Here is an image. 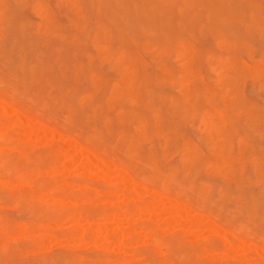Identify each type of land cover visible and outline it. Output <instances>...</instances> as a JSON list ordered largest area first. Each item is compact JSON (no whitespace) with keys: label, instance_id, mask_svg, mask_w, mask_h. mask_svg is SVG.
<instances>
[{"label":"rangeland","instance_id":"1","mask_svg":"<svg viewBox=\"0 0 264 264\" xmlns=\"http://www.w3.org/2000/svg\"><path fill=\"white\" fill-rule=\"evenodd\" d=\"M18 1L21 3H19ZM18 1H17L18 3L16 2L14 4V0H0V14H1L0 15V25H2V23L4 25L9 23L10 22V21L8 22L9 18H10L9 20H11L10 23H12V24H9V26L7 24V29L5 26L2 25L6 29V31L3 32V30H2V32H1V30H0V34L2 36H4L3 33L6 32L5 33L6 35L3 38L4 41H2V36H0L1 37L0 42L1 43L4 42L3 43L4 45L0 43V45L2 46L1 47L2 49L1 48L0 49L3 50V54L2 55L0 54L1 55L0 56V63H1L0 64V68H1L0 69V79H3V81L5 82V83L2 82L3 84L0 85V98H1L0 99V104H1L0 105L1 106L0 107V114H1L0 115V126H3V128H0V132H2V134L0 133V153H1L0 157L1 156L5 157V158L3 157L5 159V162H4L5 164H3L4 160L2 161L1 160L2 158L0 159L1 160V162H0V264H82V263L83 264H154V263L155 264H167V262H169L170 259H172V260H171V262H169V264H236V262H237V264H239L238 259H243V261H242L243 264H260V263H255L253 260H252V262H250L249 259H251V257H252V259L253 258L257 259V256L255 255V253H253L254 248L256 246L264 249V247H262V245L264 246V214H263L264 213V210H263L264 209V206H263L264 202L262 201L263 198L260 199L261 198L260 195H262V197H263L264 194L259 192L261 190V188H262L261 192H264L263 191L264 190V185H263L264 180L261 181V178H264V161H263L264 160V148H262V146L264 145V137L262 138V136H264V112H261V111H264V92H263L264 91V60L259 62V60L257 59V58L262 59L264 57V53H263L264 52V37H262V35L264 36V33H263L264 30L262 29L264 27V25H263V27L261 25V24H264V17H263L264 16V10H263L264 9V0H252V1L248 0V2H250V3L246 2V0L245 1L239 0V2L237 4H236L235 0L233 2H231L232 0H227V1L224 0V4L226 2L225 5H227V7L229 6L228 10L225 8L226 6H224V4L222 5L223 2H221V0L220 1L219 0H214V1L210 0L211 2H214V3H211L209 0H207V1L202 0V2L200 0H198V1L194 0L193 1L196 4L204 2L205 4H203L202 7L205 8L208 6L206 8L207 10L209 7L211 9H213V7L215 6L214 10H212L213 12L215 10L219 11V10H217L219 7H221V10H220L221 12L224 11L225 9H226V11H229L232 6L233 7L235 6L237 8L236 5L241 4L239 7L242 10V15L239 14V12H238V15H241V17H240V19L242 18L241 20H239V18L236 19L237 15H235L234 17H233V14L230 15V13H235L233 11L236 9L233 10V7H232V10L229 11L230 13L226 12L227 14L229 13V15L231 16L229 18V15H228L229 19L228 18L226 19L227 14L225 12H223V14L222 13L218 14V12H216V11L214 12L215 14L217 13L219 15V16L216 15L217 19L220 18V16L222 17V19H219V20H221L220 23L223 22L221 24L219 23L221 26L223 25L222 27L219 25L220 29L217 26L218 24L216 25L218 28V30L216 32H219V30H220L219 33L221 36V34H223V32L225 31L224 33H226V36H225V34H223V36L228 37L227 40H225V37L220 38L219 33H217L218 34V36H217L216 32H214L216 30L215 29L216 27H214V26H212L214 29L212 32L211 24L213 25V24H215V22L217 23L218 20L214 18L215 16L214 17L212 16L213 18L210 17L211 15H215L213 12L210 11L211 9L209 10V12H211V14L209 12L206 14L209 16V19H208V16L206 17L204 14V12L206 13L207 11H205V9H201L202 7L199 8V11L203 10L202 13L199 12L200 14L199 13L197 14V11H196V14H195L194 10H197L195 6H197L198 4L197 5L195 4L193 6L194 3H192V2L190 3V2H188V0H183L185 3L184 5L187 4V6H183L182 5L183 1H181V0H172L171 3L170 2L168 3L169 7H168V4L166 2L167 0H165V4H167V7L165 6V4H163L164 3L163 1H161V3H159V0H155V1L149 0V2H148V0H144V2H143V0H135V3H133L134 0L133 1H131V0H124V1L123 0H110V1L109 0H107V1L106 0H100V1H103V3L101 2V4H100L99 0H87V2H86V0H70V1L67 0V3H65L66 0H59V1L58 0H41V1L37 0V2H39V4H36L37 3L36 0H30V1L29 0H18ZM108 1L110 3H108ZM152 1H154V3H155L154 8H158V10H159V8H161L162 11L161 10H159V11H161L163 15L158 10H156V11L153 10V6L151 4V3H153ZM168 1H170V0H168ZM56 3H58V4H56ZM76 3H78V4H76ZM228 3H230V5H228ZM246 3L250 4V8H251L250 16H249V14H247V13H249L247 11H250L249 10L250 8L248 6H246L247 5ZM254 3H256L257 6H255ZM71 4H75V6L73 5L74 8H77V6H78V8L76 9L77 11L72 7ZM149 4H150V6H149ZM38 5H40V7L42 9L37 10ZM70 5L72 8L70 7ZM99 5H100V8H99ZM111 5L113 6V8ZM177 5L179 6V8ZM216 5L217 6L219 5L217 9H216ZM221 5L223 6V8H225L224 10H222ZM7 6H8V9H7ZM16 6H17V8H16ZM124 6H125V8H124ZM134 6L137 7V10L139 9L138 12L136 11V8H133ZM151 6H152L151 10H153V11L150 10ZM1 7H3V8L1 9ZM57 7H58V9H57ZM192 7H194V8L190 9L188 11V9L192 8ZM256 7H258V10L254 11ZM70 8H71V10H70ZM259 8L262 9L261 12H262L263 16L260 14L261 9H259ZM100 9L104 10V12L102 13L103 17H101L99 14L100 12H102ZM134 9L136 12L135 14L138 13L136 16H135L134 11H133ZM177 9H178V11H177ZM39 10L43 14H41ZM98 10H100V12H98ZM126 10L128 11V13H126L127 12ZM144 10L149 16H147L145 14ZM180 10H181V12H182V10H183V12L186 10L184 12L186 14V16H185V14H182L181 12H179ZM124 11H126L125 13L129 15V17H128L129 20L126 19L128 15H125ZM238 11H240V10L238 9ZM76 12L80 14L79 18H78V14ZM192 12H194L193 15H195L196 19H193L191 17V16H193L191 14ZM255 12L256 13L259 12V14L258 13L256 14ZM2 13H3V16H2ZM178 13H180V14H178ZM254 13H255V15H253ZM37 14H39L38 17H37ZM97 14L102 18V22H104V25H105L104 28L108 29L107 27H109V28L114 29V30H112L113 35H110L111 29H109L108 31L106 29L103 30V27L100 26V25H103L100 22L101 18H99V16L97 18V16H96ZM114 14H116L117 16H115ZM169 14H171V17ZM236 14H237V10H236ZM123 15H124V17H123ZM189 15H191V16H189ZM201 15H203V16H201ZM223 15L225 17H223ZM44 16L45 17L47 16L48 20H45L42 22V20L46 19V18H42ZM107 16H108V18H107ZM184 16L186 18L188 16L187 20ZM248 16H249L250 20H247ZM254 16H257L256 17L257 19L255 18L256 20L254 19ZM2 17L6 18V19H4V22L2 21V23H1ZM39 17H41V18H39ZM67 17H68V19H67ZM82 17L86 18V19H84V21H87V23L86 22L82 23V21H83ZM110 17L115 19V20H113V21H115V23H113V22L111 23L112 19ZM116 17H118L119 19L118 18L116 19ZM180 17L183 18L182 21H181ZM189 17H191V19H193V20H191ZM20 18L22 20H20ZM49 18L50 19L52 18L51 22H50ZM55 18L57 20H54ZM124 18L126 21L124 20ZM148 18H150L151 21H149ZM224 18L228 21V23ZM72 19L73 20L76 19V21H78V23L74 24L76 22H74ZM79 19H81V23H80ZM95 19L97 22V23L95 22L96 24L94 23ZM108 19H109V21H108ZM160 19H161V22L163 21V23L160 22L162 24V29H161V24L157 23V22H159ZM188 19H190V20L188 21ZM206 19L208 20L207 25L210 26V28L209 27L207 28V25L204 22V21H206ZM245 19H246V21H248L247 23L244 21ZM251 19H253L254 22L256 21L255 25L260 23V25L258 27L259 28L261 27L260 28L261 30L259 28L257 30L254 26V23L251 24L252 23ZM63 20H64L65 24L64 23L62 24V28H63L62 31L65 32L66 35L64 36L65 38L63 37L65 40L63 38L62 39L60 38L61 40H64V41H61V40H59V37H62L61 36L62 34L60 35V33H61L60 27H61V23ZM144 20H145V23L147 22L146 23L147 25L143 22ZM183 20L184 21L186 20L187 23H189L191 21V23L187 24L186 22H183ZM198 20H199V22H198ZM211 20L212 21L216 20V21H214V23H213ZM235 20H237L236 22L238 23V25L240 23V25L242 26L241 27L239 25L240 28L235 26L237 28V31H235L236 28L233 29V27H234L233 25L236 24ZM23 21H24V23H23ZM66 21H68V22H66ZM128 21H129V23H128ZM224 21H225V23H224ZM17 22H19V25L21 28H23L24 27L23 25L26 24L25 27L22 29V33L20 31L21 29H18L20 27L17 24ZM20 22H22V23H20ZM44 22L45 23L48 22L49 26L47 23L45 24ZM98 22H100L101 24L98 25L99 24ZM124 22L128 23V24L131 23V25L133 24L134 25L133 28L131 25H130V27L128 25H124L125 24ZM139 22L140 23L142 22L144 25L147 26V28L149 26V28L145 29L144 27H146V26H144L143 24L142 25L144 27H142L141 24L139 26ZM202 22L204 25L202 24ZM210 22H212V23H210ZM229 22H231V26H230ZM40 23L41 24L44 23V25L43 24L41 25ZM232 23H233V25H232ZM21 24H23V25H21ZM82 24H84V25L87 24L85 29H88V30L87 31L84 30V31H86V33L82 29V27H83ZM114 24L115 25L118 24L120 29L118 28V26H116L119 29V30H117V28H115V26H113ZM159 24H160V27H159ZM178 24H180V26L182 28L179 26V29H178ZM226 24L230 27L229 30H230V33L233 34V36L229 33V31L227 29L228 26H226V28L224 27ZM249 24L251 26L253 25L252 27H254V28L250 27ZM45 25H47V26L45 27ZM76 25L79 26V28L75 27ZM152 25H153V27H151ZM155 25H156V28H154ZM185 25H187V26H185ZM188 25H191L190 30H192V28L194 30V32L190 31L191 35L193 34L192 36H194L193 40L191 39L192 36H190V34L187 33L188 32L187 29H185V32H184V30H182L185 27H188ZM99 26L102 28V30L104 32H102V30L101 31L99 30L97 32L98 36L96 34V36L93 37V35H91V34H93L95 31H97L100 28ZM126 26H128L130 29H132L133 32L131 33L130 29L124 31L123 27H126ZM169 26H171V27L169 28V31H167V32H170V34H168V40L167 41H169V38H170V41L164 42L165 46L167 48L166 49V48H163V47H165L163 45V43H161L162 45L159 44L160 40H158V43H157L156 38L158 39L157 33H158V36L159 35L161 36L160 33H166L165 35L167 36V32H165V31L168 30ZM200 26H202L201 27L202 30H201V28L199 29ZM205 26L207 29L205 28ZM14 27H17V28H14ZM58 27L60 29H58ZM97 27H99V28L97 29ZM231 27H232L234 33L232 32ZM245 27L248 28V30H251L253 34L251 33V31L248 32V30L247 31L244 30ZM127 28H125V29H127ZM203 28H205L206 30L204 29L205 30L204 31ZM0 29H1V26H0ZM79 29L81 32L79 31ZM140 29L142 31L146 30V32L144 33V31H143V33H142V31ZM160 29L163 31H161ZM198 29H199V31H198ZM30 30H32V32ZM55 30H57L56 32H58L55 34V35L58 34L57 36L53 35ZM147 30H150V31H147ZM178 30H180V32ZM209 30H210V32H209ZM72 31L73 32L74 31L80 32V34L76 33L80 39L78 37H76V39H75L76 34H75V32L73 33L75 36L73 34H71ZM177 31H178V33H182L181 31H183V35L176 33ZM30 32L32 33L31 34L32 37L29 36L30 34L28 35V33H30ZM106 32L109 34H105ZM124 32H129L128 33L129 35H127V33H124ZM239 32H240V34L243 33L242 34L243 36L240 37L241 39L244 38V36H245V38L249 37V35H247V33L248 34L250 33V35L252 37L251 38L249 37L250 39L248 38L249 39L248 41H250V40L253 41V42L251 41L250 44L254 48H252L251 46L245 47L244 42L246 39H244V40L242 39L244 44L236 42V41H238V39H236V38H239V37H237L236 34H238V36H241L239 34ZM23 33H24V37H23ZM89 33H90V35H89ZM149 33H151L150 34L151 37H149L150 36ZM172 33H176V34H172ZM194 33H196V35ZM200 33L201 34L203 33V34L201 35ZM211 33L216 34L217 38L215 37V39H214L213 36L211 35ZM244 33H245V35H244ZM14 34H16L15 35L16 37L14 36ZM103 34H104V36H103ZM131 34L137 36V39H135L136 37L134 38V36H132ZM72 35H73L75 41L73 40ZM107 35H109V37L107 38L108 41H109V39L111 41L113 39V42L109 41V43L111 42L112 44L111 43L110 44L114 46L113 50H112L111 45L108 46L109 47L108 51L110 52L112 50L110 55H108L109 52L106 51L107 45L109 43L106 42L107 43L106 44L105 42H103L104 38L107 41V39H106ZM130 35L133 37L132 40L130 39L131 38ZM146 35H147V37H149V39L147 37L145 38ZM165 35L163 34L164 38L161 37V41H164V39L166 38ZM175 35H177V37L180 35L182 37L183 41L186 43L182 42V40L180 41V39H181L180 36H179L180 38L178 37L179 39H177ZM259 35L261 36V38ZM66 36H68V37L66 38ZM121 36L127 42L126 41L124 42V40L121 39ZM129 36H130V38H129ZM170 36H172L173 40H174L173 36H175V40L177 39L179 41V43L182 42L181 43L182 47L180 45V48H179V45H177L178 46V49H177V46H176L177 40L176 41L174 40V43H173ZM29 37H31V39L33 38V42L30 43L31 39ZM71 37H72V39H71ZM96 37H98L96 40L98 42V44L100 43L102 46H103V44H105L104 45L105 48L96 44L97 42L94 41L95 40L94 38H96ZM232 37H235L236 40H234V38H232ZM127 38H129V40ZM150 38L152 41L155 40L154 42L156 45H158L157 46L158 49L153 48L156 46L154 44V42H153V45H155V46H152V45L149 46L150 43L148 44V41L151 42ZM196 38L198 41H196V40L194 41V39H196ZM218 38L221 41L222 40L227 41V43H228L229 39L232 38V40H234V42H231V39H230L229 43H230V45H231V43H233V45L238 47L237 53H234V51H236L237 48L236 49H235V47L233 48V45H232V48L235 49L234 51L230 49L231 46L229 47V49H230L229 51L227 49L224 50V48H226V47L223 48L222 45L224 43L221 41L219 42ZM262 38H263V40H261ZM14 39H16V41ZM26 39H28L29 42L26 41ZM48 39H49V41H48ZM92 39H94V40H92ZM138 39L141 40L140 43L138 42ZM145 39H147L146 42L144 41ZM188 39H190L191 41L190 40L187 41ZM241 39L239 41H241ZM80 40L82 41V44H81ZM215 40H217V41H215ZM46 41L49 43L47 44ZM59 41L62 42V44H63L62 48L60 46ZM171 41H172V43H171ZM248 41L246 42V45H249ZM52 42H54V43L52 44ZM91 42L94 44V47L92 44H90ZM122 42H124V43L122 45L118 46V44H121ZM195 42H197V43L195 44ZM29 43H30V45H29ZM41 43H43V45ZM72 43H74V44H72ZM78 43L80 46L78 45ZM133 43H135V44H133ZM183 43L185 46H183ZM227 43H225V46L228 45ZM21 44H22L23 50H21L22 47L20 48ZM186 44H188L187 46H189V45L192 46L191 47L192 50L189 49L190 46L187 48ZM217 44L220 45L223 50L221 48H220L221 50L220 49L218 50L219 46ZM56 45H59L60 47L59 46L57 47ZM138 45H140V46L143 45V46L140 47ZM159 45L161 47H159ZM241 45L243 47H241ZM29 46H32V47L29 48ZM54 46H56L58 49L55 48ZM95 46L100 48L101 51L104 50L103 53L101 51H99L98 48H95ZM121 46H123L121 50L125 49L124 50L125 52H122L123 54L121 53V55H122L121 57L119 55L115 58L116 55L120 54L119 52H121V50L119 49V47L121 48ZM53 47H54V49H53ZM148 47H149V50L151 48H153V50L148 52L149 51ZM208 47L210 49H212V50L209 49L210 52L208 50H206V49H208ZM38 48H39V50H38ZM16 49L20 50V52L16 51ZM40 49L41 50L43 49L44 54H41L42 52L39 53ZM55 49H57V50H55ZM72 49H76V51H75L76 56L74 55V52H73L74 50H72ZM96 49H98L99 53L96 52ZM126 49L128 50V52ZM162 49L163 50L166 49L165 51H167V53L165 55H163L164 51L162 52L161 51ZM187 49H189V51ZM246 49H248V50L254 49V50L248 52V51H246ZM92 50H93V52H92ZM116 50H118V51L116 52ZM130 50H132V51H130ZM185 50L187 52H189L190 54L192 52L197 53L195 56H193L194 60L196 59V61H195L196 64L194 62H192L193 61L192 56L189 53H187ZM22 51L23 52L25 51V53H23V54H25L26 59L24 58ZM65 51H67V52H65ZM145 51H147V53ZM158 51L162 53V54L160 53L163 56V57L160 56L162 59L160 57H158V58L156 57V55H158V53H157ZM198 51H200L204 55L202 56V54ZM215 51L218 52V55L220 56V58H217L218 55H215V56H217L215 58V56H214ZM231 51H233V52H231ZM37 52H38V54H36ZM107 52H108V54H107ZM130 52H132V53H130ZM228 52H231L232 54H236V55H232L231 53H228ZM245 52L248 53V55L250 53L251 58H250V56H248L249 57L248 58L246 56L247 54ZM93 53L94 54L96 53L95 57H94ZM105 53L108 55L107 56L108 58H105L106 57V55H105L104 60H103L102 55ZM154 53L155 54L157 53V54L155 55ZM179 53H181V55H183V56L188 55V54L189 55L185 56V57H181L182 59L179 58L177 61H175L174 60L175 57L177 58V56H181ZM185 53H187V54H185ZM194 53H192V55ZM212 53H213V55H212ZM251 53H253V55ZM16 54H18V56H16ZM126 54H128V55H126ZM129 54L132 57H129ZM205 54H207V58H209V60L207 59L208 60L207 65H206L207 60L205 58L206 57ZM208 54L210 55L209 57H208ZM262 54H263V56H262ZM37 55H38V57H37ZM135 55H137V56H135ZM198 55L202 56V57L199 58ZM224 55L227 56L225 61H223L225 58V57H223ZM228 55L230 57H228ZM21 56L25 60L21 59ZM47 56H49V57H47ZM126 56L128 58H130V60ZM134 56L137 57L135 59V61H134V58H135ZM252 56H254V58H256V60L254 58H252ZM154 57L157 59L160 58V60L157 61V63H154V62H156L155 61L156 59H154ZM196 57L201 60V64L198 62L199 59H197ZM8 58L12 59V60H6ZM38 58L42 59L43 62H42V60H39ZM124 58H126V59H124ZM100 59H102V60H100ZM113 59H115L114 61H116L118 59V62H114ZM137 59L139 60V62ZM202 59L206 61L205 64L203 63L204 61ZM215 59L216 60L218 59L223 64H220L218 60L216 62ZM227 59L231 60V61L233 60L232 62H234L235 65L232 63L231 64L232 66L231 65L229 66L231 61L228 62ZM241 59H242V61H241ZM250 59H252V60H250ZM131 60H133L134 62ZM140 60L142 62H140ZM188 60H189V62H188ZM5 61H7V62L9 61L8 62L9 66L7 65V63ZM79 61H81L82 64H79L80 63ZM178 61H180V65L182 67L180 65H179L180 67L177 65V64H179ZM243 61L244 62L246 61V62L243 63ZM256 61H258L259 63L257 62V64H255ZM3 62L7 65V67L4 66ZM20 62L24 63V65L21 64ZM33 62L34 63L36 62V64L31 65V63H33ZM183 62H185V65L187 64L186 67L192 66L191 69L193 71L195 70V72L191 71L190 68H188L190 71L185 69L186 67H185ZM224 62H225V64H224ZM226 62L228 65L226 64ZM19 63L23 66H21V65L19 66ZM164 63H165L166 67H169L170 69H172L171 70V71H173L172 73H171L170 69L166 70V67L162 66V64H164ZM159 64H161V65H159ZM209 64H211V65H209ZM250 64H251V66H250ZM258 64H259V67H258ZM29 65H30V67H29ZM81 65L83 66L82 71L79 70V67H80V69L82 67ZM204 65H206V66H204ZM215 65H217L216 69H214ZM237 65H239V66L236 67ZM242 65L244 68L242 67ZM260 65H262V66H260ZM31 66H33L35 69V72L33 71V73H31V71L34 69L31 70ZM219 66L223 69L226 68L229 71H227L226 69L225 70L222 69V71H219V69H221ZM234 66L236 67L237 70L234 69L235 68ZM20 67L21 68L23 67V68L20 69ZM56 67H57V69H56ZM162 67H163V70L165 69V71L160 69ZM183 67H185V68H183ZM239 67H240V70L238 69ZM120 68L122 69L123 72L125 71L126 74L129 71V74L126 75L127 78L125 76V72L124 73L122 72V74H120V72L118 70ZM130 69L131 70L133 69V71H131ZM21 70H23V71H21ZM74 70H76V72H78L79 75H77V73H75ZM149 70L153 71V73L151 75H149V77H147L148 79H145L146 76H148V74L147 73L145 74L144 72L148 71V73H150ZM186 70L189 73H186V75H183L184 77L181 76L184 72H186ZM250 70H252V71H250ZM154 71H156V72H154ZM224 71L226 73H228V75L230 77H228ZM130 72L132 73L134 80L131 78L132 76H131ZM166 72L167 73L169 72L171 74L174 73V74H173V76L171 75V78H169L170 76H167L169 73L167 74ZM190 72L194 73V74L192 75V74H190ZM175 73H177L179 75V77H182V78L178 77L177 79H179V80L182 79L183 81L178 82V80H176V76H175L177 74H175ZM234 73H235V75H234ZM247 73H248V75H247ZM52 74L54 76H56V78ZM103 74H104V76H103ZM222 74L226 75L229 79L225 78L226 76H223ZM31 75H33V76H31ZM44 75H46V77ZM89 75H90V77H89ZM121 75L124 78V80L126 78V80H128V81H124V80L119 81L120 79H123L122 77H120ZM128 75H130V76L128 77ZM156 75L161 76V78H160V76H158V79L159 80L161 79L160 82L163 81V83L158 84V81L154 82L155 80H157ZM254 75H256V76H254ZM257 75L260 78H258ZM16 76L18 77V79ZM92 76L94 78L93 84H91V81H93L91 78ZM49 77H50V80H49L50 84L47 83V79H49ZM234 77L238 81L237 83H236V80L234 79ZM9 78H10V80H9ZM45 78H47V79H45ZM96 78H98V79H96ZM130 79H132V80H130ZM164 79H166V81L169 80V81H167L169 83H166V81ZM95 80H97V81H95ZM129 80H130L131 84L129 83ZM144 80L147 82H143ZM173 80L176 81L177 84L178 83H185V84L184 85L182 84V86H181V84L176 85V83L171 82ZM229 80H231V81H229ZM32 81H33V83H32ZM148 81H150V82H148ZM200 81H203V82H201V84H200ZM257 82H259V83H257ZM261 82H263V83H261ZM10 83H13L12 85L14 86L15 89H13L12 86L10 87V85H11ZM94 83H96V84L99 83V84L96 85L97 87H93L95 85ZM144 83H147V84H144ZM154 83L156 85L158 84L159 86L158 85L156 86ZM52 84H53L54 88L51 87ZM120 84H121V86H118ZM27 85H29L31 88ZM125 85H126V87H125ZM129 85H131V86H129ZM145 87H146V89H145ZM148 87H149L150 91L147 92ZM11 88L14 90V93L11 92ZM16 88H18V89H16ZM97 88H98V90H97ZM111 88H112V90H110ZM207 88L209 89L208 94H206L208 91ZM38 89L40 90L39 93L37 92ZM47 89L48 90L50 89V93H49L50 97L48 96L49 94L47 93ZM114 89L119 91V93L123 91V93H120L119 95L117 93L116 95H114L117 92V91L116 92L113 91ZM140 89L142 91L143 90L144 91L142 92ZM187 89H188V91H187ZM232 89H234V90L232 91ZM237 89L241 90V91L238 90V92H240V93H238L236 91ZM16 90H17V93L15 92ZM33 90H35V91H33ZM109 90L113 91L115 93H113V92L109 93L108 92ZM218 90H219V92L217 93ZM61 91L63 92V94ZM156 91L157 92L161 91L160 92L161 94L158 93V95L157 94L154 95V93ZM65 92H66V94H65ZM145 92H147V94ZM152 92H153V94H152ZM196 92L200 95H198ZM211 92L213 93V95ZM214 92H215V94H214ZM83 93L85 94L86 97H89V99L85 100V96L83 95ZM137 93H138V96H137ZM139 93H141L142 95H140ZM10 94L13 96H11ZM34 94H36V95L34 96ZM64 94H65V96H64ZM168 94L169 95L173 94L172 96H174V97L177 96V98L176 99L174 98V100L177 101V99H178V103L180 105H177V102H175L174 100L169 99L167 97V96H169ZM185 94H187L186 96L187 97L189 96V97L188 98L185 97ZM132 95H134V96H132ZM135 95L137 96L138 99L135 97ZM150 95H151V97H150ZM208 95H210V97ZM7 96H9V97H7ZM21 96L23 99L21 98ZM81 96H83L84 99ZM157 96H159L158 98L160 101L158 100ZM190 96H192L194 98L196 97V98L194 99ZM28 97H29V100H28ZM80 97H81V99H80ZM129 97L133 98L134 100L129 99ZM232 97H234V98L232 99ZM37 98H39V99H37ZM45 98H46V101H44ZM185 98L188 99L187 102L185 101L186 100ZM12 99L15 100V102L12 101ZM32 99L37 100V102L34 101V103H36V104H34L32 102ZM62 100H63V102H62ZM76 100H78V101H76ZM84 100L86 101V103H83ZM138 100H140V102ZM154 100H155V103H154ZM194 100L198 101L199 103L194 101ZM208 100L211 103L208 102ZM4 101H5V103H6V101L8 102V104H6V106H5V108H4V105H5ZM101 101H102V103H101ZM134 101H138V102H136V104H134ZM172 101H174L175 103ZM59 102H62V103H59ZM69 102L71 105H74V107L70 106L71 108H73L74 112L71 111L70 109L68 111V106H69L68 103ZM78 102H80V103H78ZM45 103H46V105L50 104L51 107H50V105H49V107L44 105ZM150 103H151V105H150ZM172 103H174V104H172ZM222 103H223V105H222ZM28 104H29V106H28ZM42 104H43V106H42ZM154 104H156V105L153 106ZM182 104L185 105L184 110L186 109L185 107L190 108V110L187 109L189 112L191 111L190 115H188L189 117L187 115H186L187 117L184 115L187 113V111L185 112L182 110L183 109ZM100 105H101V109H100ZM121 105H123V106H121ZM158 105L161 108V110L158 107ZM218 105L224 106L225 110L221 109L223 107L220 108ZM194 106H196V107H194ZM209 106H212V107H209ZM6 107H8V108H6ZM147 107L149 110H147ZM150 107L152 109H150ZM164 107H166V108H164ZM2 108H4V109H2ZM13 108L14 109L18 108V109L14 111ZM43 108H45V109H43ZM158 108H159L160 112L158 111ZM194 108L196 110L198 108V111L199 110L200 111L197 113ZM199 108H203V109L201 110ZM154 109H156V111H158L157 115L153 113L155 111ZM18 110L20 111V113L21 112L24 113L25 116L22 113L19 114V112H17ZM99 110H101L100 113H98ZM104 110H106V111H104ZM119 110L120 111L122 110V111L120 112ZM205 110H207L208 112L207 111L205 112ZM210 110H212V112L215 111L214 114H212L210 112ZM37 111H39V113ZM103 111L106 113H104ZM156 111H155V113H156ZM172 111H174L173 113H175V114L170 113ZM203 111L205 112V114L203 113V116H201ZM189 112H188V114H189ZM258 112H260V115ZM36 113L39 115H37ZM53 113H54V116H53ZM74 113H75V117H73L74 115H72ZM86 113L88 114V116L86 115ZM216 113L217 114L220 113V115H217ZM104 114H105V118H104ZM153 114H154V116H153ZM195 114H197V115H195ZM215 114L217 116H215ZM255 114H256V116H255ZM71 115H72V117H70ZM90 115L91 116L95 115L97 118L95 116H94L95 118L91 117ZM193 115H195V116H193ZM212 115H213V117H212ZM16 116H19V117L17 118ZM21 116L28 118L29 120L32 118L31 119L32 121H30L31 123L29 122L28 124H26L22 118L20 119ZM50 116L51 117L53 116L51 120L48 119ZM152 116L155 118H153ZM173 116H175L176 118ZM178 116H180V117H178ZM181 116L183 118H181ZM184 116H185V118H184ZM204 116L206 118H204ZM61 117L64 118L65 120H66V118H68L71 121L74 119H77V121L76 120L72 121L74 123H72L71 121L70 122H64V123H66V125L64 124V126L65 127L67 126L65 128L64 126L63 127L61 126V124L63 123V120H61L62 119ZM192 117H196V118L194 119ZM201 117H202V119H201ZM260 117H261V119H260ZM146 118H148L147 121H146ZM159 118H160V121H159ZM166 118H169V119L167 120ZM178 118H180V119H178ZM105 119L108 122L110 121L109 124L106 123L107 121H105ZM200 119H201V122H203L204 124L206 121L207 123L205 125H207V126H204L203 124L198 125L200 123ZM17 120H20L21 122L23 121L24 124L23 123L21 124L19 121L17 122ZM54 120H56V121H54ZM66 121H68V120H66ZM111 121H113V122H111ZM117 121L120 123H118ZM155 121H157V122L155 123ZM161 121L164 123H161ZM215 121H216V123L219 121L217 123V125L216 124L214 125L213 122H215ZM230 121H231V123H233L234 126L230 125V124L229 125L233 126V129L234 128L237 129V130L234 129L235 130L234 132H233L232 128L228 129V122H230ZM256 121H258V122H256ZM14 122H16V124ZM140 122L142 125H138V124H140ZM209 122L213 123L212 125H214V126L210 127L211 125L209 124ZM243 122H245V123H243ZM247 122L250 125H248ZM261 122H263V124ZM2 123H3V125H1ZM79 123H80V125H79ZM146 123H149V124H146ZM157 123H159V124H157ZM40 124L49 127V129L46 131L41 130L39 127ZM169 124H172V125H169ZM245 124L248 125V127ZM251 124H253V125H251ZM254 124H255V127H254ZM49 125L51 126V128ZM75 125H76V127H75ZM111 125H112V127H111ZM152 125H154V126H152ZM27 126H29V127L27 128ZM30 126H32V127H30ZM93 126H95V128H93ZM157 126H158V129H160V130H158V129L156 130ZM200 126L203 127V129H200L199 128ZM243 126L248 128V131L250 133L247 131V129H246V131L248 132L249 137H252V138H249L247 136L248 134L245 132V130H244L245 128ZM33 127L35 129H38L39 132L35 133L34 132L35 129L32 131ZM179 127H181V128H179ZM197 127L200 130L199 129L197 130ZM205 127H206V130H205ZM253 127L255 130L256 129L258 130V133L255 131H254L255 134L252 133L253 132L252 130H254ZM19 128L20 129L23 128L26 131L25 132L21 131ZM53 128L56 129L55 130L56 133H54V131H52ZM97 128H99L100 132L97 130ZM208 128H209V130H208ZM250 128H251V130H250ZM3 129H5L6 131ZM28 129H29V131H32V134L28 133V131H27ZM107 129L110 132L107 131ZM138 129L140 130V132H142V130L144 131V129H145L146 131L142 132L145 135L140 134ZM210 129L212 132L210 131ZM92 130H94L95 132L97 131L96 134L101 135V136L94 137L95 136L94 131H92ZM111 130H113V131H111ZM3 131H5V132H3ZM41 131H43V132H41ZM58 131L60 132V135L58 134L59 133ZM45 132H47V133H45ZM49 132H50V134H49ZM75 132H76L77 136L79 135L78 137L75 135ZM101 132H103V134ZM52 133H54V134H52ZM89 133H91L93 136L89 135ZM123 133H124L123 138H122V135L119 137L120 139L122 138V140L119 139L120 141H116V140H118V136L120 134H123ZM130 133L134 134V135L131 134L133 137L135 136L134 140H132L133 138L130 135ZM66 134L69 135L70 138ZM81 134H82V136H81ZM86 134H88L92 140H89L90 138H88V136ZM233 134H236V135H233ZM245 134H246V137H245ZM84 135H86V138L84 137ZM150 135H151V137H150ZM161 135H162V137H161ZM157 136H158V138H157ZM211 136H212V138H211ZM239 136H240V139L238 138ZM241 136H243L244 138L243 137L241 138ZM62 137H65L66 140L65 141L61 140ZM71 137H73V138H71ZM92 137L96 140H94ZM167 137H168V139H167ZM202 137H204V138H202ZM2 138H4V140ZM99 138H102V140L101 139L99 140ZM79 139H81V140H79ZM171 139L173 140V142ZM224 139H226V140H224ZM244 139H246L248 141V143H246V141ZM60 140H61V142L62 141L64 143L66 142L65 143L66 147L65 146L61 147L60 145L59 146L57 145V144L61 143ZM107 140H109V141H107ZM128 140H131V141H128ZM159 140H161L160 141V143H162L161 145L165 146V144H167V147L165 146V149H163L164 152L162 151V148H164V146L161 147L159 145L160 144ZM237 140H239V141L237 142ZM240 140L241 141L243 140L242 141L243 143ZM202 141H203V143H202ZM220 141H221V143L222 142L227 143L226 146L224 145L226 147V149H225V147L223 148L226 151L223 150L222 153L220 150L221 147H219V145H218L220 143L216 144L217 142H220ZM244 141H245V144H248L247 145L248 147L243 145ZM105 142H109V143H105ZM169 143H171V144H169ZM114 144H116L115 145L116 148L113 147ZM129 144L130 145L132 144L134 149H133V147L128 146ZM150 144L151 145L153 144L152 145L153 149H151V146L149 147ZM175 144H177V145H175ZM191 144H192V146H190ZM238 144H240V145H238ZM32 145H34V146H32ZM77 145H79V146H77ZM186 145L190 146V147L185 149V147H187ZM54 146H55V148L58 149V150L56 149L57 151H55ZM127 146L132 148V150L129 149V152L132 151V152L137 153L139 151L138 152L139 156L136 157L134 153H129ZM214 146L215 147L218 146L217 152H215L217 150V148L215 150ZM79 147L87 149L88 151L91 150L93 152L92 154L95 156L94 157L95 159L92 157L93 160H90L92 165L86 164L87 166H84L82 164L84 160L86 161V159H85L86 154L82 151L81 152L79 151L78 152L79 154L76 155L75 150H79L80 149ZM89 147H90V149H89ZM94 147H95V149H94ZM103 147H104V149H103ZM135 147H137V148H135ZM210 147L211 148L213 147L212 151H214V152L209 151ZM259 147H261L263 150L260 149ZM26 148H28V149H26ZM125 148H126V151H125ZM182 148L184 150H187V153L188 154L190 153V154L186 155L187 153H185L184 150H182ZM194 148H195V150H193V151L190 150V149H194ZM102 149L104 150V152ZM135 149L137 151H135ZM51 150H53V152H54L53 154H52ZM165 150H166V153H165ZM111 151H112V154L109 153ZM194 151H197V152H195V154L197 156L194 154ZM106 152H108V154ZM113 152L115 154H117L118 156L116 155V157H115V154ZM162 152H163V154H162ZM181 152H184L183 153L184 157H185V155L187 157V156H190L191 154H193L194 157L196 156V158L193 159V155H192V156H190V157H192V159H190V157H187L188 159L185 160L186 159V157H185V159L180 160L179 159L180 157L184 158L183 154ZM72 153H73V155H72ZM124 153L129 154V155L134 154V156L129 157V155H126ZM149 153L154 155V157L153 158L152 157L147 158V155ZM254 153H256L257 156L254 155ZM215 154H218L219 156L222 157V159L224 158L226 160L221 161L220 158L219 159L214 158ZM251 154H252V156H254L253 159L256 157V160H258L257 161L258 164L261 163L259 165L262 168H260L259 165L258 166L256 165L257 163H256L255 159H254V161H253V159L250 160V157H252ZM74 155H75V157H73ZM110 155L111 156L113 155L112 157H115V158H112ZM155 155L157 156V158L155 157ZM199 155H201V157ZM210 155H212V156L207 158V156H210ZM242 155H243V157H242ZM248 156H249V158H248ZM260 156L262 157L261 160H260ZM108 158L111 161L108 160ZM150 158L153 161L155 159V162L153 163V161ZM204 158L206 159V161ZM118 159L121 160V164H119L120 160H118ZM130 159H131V161H132V159L138 161V162L137 161L134 162V165H133L134 168L133 169H132L133 166L130 167V165H131ZM139 159H140V162H139ZM156 159L158 160V162L156 161ZM198 159H199V161H198ZM99 160L107 163L105 167H102L104 169H100L101 166H99ZM122 160L125 163L124 165L122 163ZM149 160L152 162H150ZM203 160H204V162H203ZM261 161H263V162H261ZM127 162H129V163H127ZM181 162H183V164L188 163V165L185 164V166L187 165L188 168H187V166L185 167ZM193 162H195L196 164H193ZM212 162L215 163V167H212V169H210L211 167L209 168L208 164L212 165ZM253 162H255L256 164H254ZM85 163H87V162H85ZM132 163H133V161H132ZM155 163H157L158 166H156V167L153 166V167L157 168V170L154 169L153 167H151V169L153 168L152 170H154V172H155L153 174V171L147 165L152 166V165H155ZM228 163L233 165L232 169L228 168V167H230L227 165ZM126 164H128V165L130 164L129 165L130 170L128 168V165H126ZM223 164H225L226 167ZM181 165H183L184 167ZM206 165H208V166H206ZM25 166H26V168H25ZM119 166L122 168L121 171H120L121 168H119ZM174 166L177 168L176 169L177 172H175L174 169L171 168V167L175 168ZM251 166L253 168H251ZM255 166H257V168L258 167L259 168L255 169L256 168ZM180 167H182V168H180ZM204 167H206V168L202 169ZM3 168H4V170H3ZM5 168H7V169H5ZM124 168L126 171L124 170ZM169 168H171V169L169 170ZM185 168H187L188 171L191 168V171L187 172L185 170ZM226 168H228V169H226ZM217 169H219V170H217ZM251 169H253V170L255 169L254 170L255 172H253V170L251 171ZM259 169L263 172L260 174V176L258 175V173L260 172ZM155 170L156 171L160 170V173H159V171L156 172ZM208 170H211V171L208 173V172H206ZM214 170L218 174H220L221 176L218 175L217 173H214L215 172ZM19 171H23L25 176L27 175V173H29L27 175V176L30 175L29 176L30 178L28 177L29 180H25L21 176L19 177V173H22ZM119 171L123 172V175L120 174ZM127 171H128V173H127ZM180 171H181V173H180ZM219 171H220V173H219ZM227 171H229V174H231L230 176H232L231 177L232 179H230L229 177H225L226 175H224V173H227ZM233 171H235L234 174H233ZM257 171H259V172H257ZM161 172H163V173L165 172V174L168 175V176L166 175L168 185L163 183L164 189L162 187V180H163L165 174L163 175V173L161 174ZM190 172H192V173H190ZM245 172L248 174H246ZM250 172H251V174H250ZM118 173L120 175H122V177L125 175L124 179H127V181L123 180L125 189L122 188V186L120 187V185H119V184H122V182L119 179ZM142 173H144V174H142ZM150 173H152L153 175L156 174L155 179H154V177H152V179H154V180H152L151 178L149 179L148 176L151 175ZM186 173H187V175H186ZM16 174L18 175V177H16ZM183 174H185V176ZM222 174H223V176H222ZM32 175H34V176H32ZM129 175L131 176V178H129ZM135 175H138V177H136ZM141 175H143V176H141ZM153 175H151V176H153ZM157 175H158V177H161V179L158 178ZM254 175H257V177L259 176V178H260L259 183L256 182L257 179H259V178H257ZM140 176H141V178H140ZM227 176H228V174H227ZM249 176H250V178H249ZM143 177H145L146 179ZM168 177L170 179H172L173 177L176 179L170 180ZM224 177L226 179L229 178V179H227V183L225 182L226 179ZM242 177H244V178H242ZM251 177H252V179H251ZM31 178H32V180H31ZM235 178H237L240 181H237L238 183H236V181L233 180ZM33 179H35V180H33ZM148 179L150 181H152V183L148 182ZM178 179H180V180H178ZM237 179H235V180H237ZM244 179H247L246 181H248V182H246ZM4 180H5V182H4ZM176 180L178 182L180 181L179 185H182L181 186L182 188L178 185V182ZM200 180H201V182H200ZM202 180H203L204 184L202 183ZM252 180H254V182H256V185L254 182H252ZM37 181L44 184L45 187H43V185L40 186L41 184L39 185L38 184L39 182L36 183ZM55 181H57V182L55 183ZM58 181L60 184L57 185ZM118 181H120L121 183L119 182V184H118ZM190 181L192 182V184H190L191 183ZM206 181L210 185H212L211 189L208 188L210 185L207 184L208 187H207V185H205ZM53 182H54V187L52 185ZM62 182L64 183L63 186L65 188L61 185ZM228 182H229V185H228ZM251 182H252V184H251ZM32 183H36V185L39 187H37L36 185H34ZM116 183H117V185H116ZM133 183H135V184L138 183V184H136L139 187L137 190L132 187ZM200 183L203 184V186H202L203 189H204V187H205V189H207V188L209 189V190L207 189L209 191V193H208V191H207V193H205L204 192V191H206L205 189L203 190L204 193L202 191L198 192V190L201 188V185H202ZM224 183H226L227 185ZM50 185H52V186H50ZM149 185L151 187H153L154 189L151 188ZM170 185H172V186H170ZM221 185L222 186L225 185L224 189ZM246 185L248 186L247 188H246ZM252 185H254V186H252ZM46 186H47V188H46ZM59 186L62 188H60ZM116 186H118L117 187L118 189L116 188ZM166 186H168L167 189H166ZM177 186H179V187H177ZM243 186H245V187H243ZM261 186H263V187H261ZM13 187H15V188H13ZM33 187H34V189H33ZM198 187H199V189H198ZM219 187H222L221 191L219 190ZM252 187H254L255 189H257L259 187L260 190L259 189L255 190L253 188L252 189L253 191H252L251 190ZM10 188H13L14 191ZM48 188H50V189H48ZM53 188H54L55 194L52 193V192H54L52 190ZM55 188H57V189H55ZM105 188H107V189H105ZM121 188L123 189L122 192L120 191L122 194L119 192V190ZM15 189L17 191V194H16ZM28 189H30L31 191H34V190L35 191L31 192ZM59 189H60V191H58ZM109 189H110V192H107ZM152 189H153V191L156 190V192L159 191L161 194V196L155 198V201H158V204L160 202V204H159L160 210H159V208H155V210L154 209H142L139 211L137 209H134L133 211L134 212L136 211V212L134 213L133 211H131V213L128 212L129 214L128 213L125 214L126 212L120 213V211L118 210V213L113 212L110 214V216H109L110 219H106L104 217V215L103 216L101 215L106 210H109L110 208L114 207V205L117 206L118 204L123 203L126 200L130 201V202L133 201L132 202L133 204H136V203L138 204V202L140 203V200L138 201V198L136 199V195L140 194V193H141L140 195H143V196L150 195V193L153 192V191L150 192V190H152ZM168 189H170L171 191H167ZM174 189L177 191H179V189H182L178 193H180L181 191L183 193L175 195L176 191L174 192ZM192 189L196 193L192 192ZM25 190H28V191H25ZM73 190H75L76 192ZM84 190H85V193H84ZM105 190H107V191H105ZM143 190H145V191H143ZM186 190H187L186 193H188L187 195L185 194ZM218 190H219V192H218ZM239 190L243 193H240V194L238 193L239 194L238 195L236 193ZM18 191L21 193V195ZM23 191L25 192V195H23L24 194ZM61 191H62V193H61ZM68 191H69V193H68ZM70 191H73V192L71 193ZM92 191H94V192H92ZM129 191H130V193H129ZM135 191H137V193L134 195L133 193H135ZM244 191H245V193H244ZM247 191H250V192L252 191V192L249 193ZM9 192H11V194H9ZM12 192L14 194H12ZM88 192H90V193H88ZM123 192H125V195ZM258 192H259V194H258ZM47 193L50 195H48ZM73 193H74V195H76V197L73 195ZM76 193L77 194L80 193V196L82 193V196L85 199H83L82 196L79 197L78 196L79 194L77 195ZM92 193H93V195H92ZM198 193H200V194H198ZM248 193L251 195L252 199L249 197ZM253 193H255L256 195ZM27 194H29V195L32 194L30 199H28L29 195L27 196ZM164 194L169 195V199H171L170 203H167V199L165 198V196L168 197V195H164ZM189 194L191 195L192 200H190L191 197ZM201 194L202 195L208 194V196L206 195V197H205L207 200L206 199L202 200L203 204L201 202V199L204 197ZM214 194H216V195H214ZM242 194H244L243 196H245V194H246L247 200H246V197H245V199L242 197ZM52 195L54 196V198L60 197L61 198L60 201L58 202L56 200H53V201L49 202V200L47 198L53 197ZM234 195H237L239 197H234ZM240 195H241V198H240ZM12 196H13V198H12ZM21 196H23V197L21 198ZM196 196L201 197V199H200V197H198L199 198L198 202L199 203L201 202L199 205L201 207V209H199V206L196 207V205L198 203L196 200L197 199ZM229 196H230V198H229ZM16 197L17 198L19 197L20 199L19 198L16 199ZM25 197L29 201L25 202V200H27ZM163 197H164V199H162ZM185 198H189V201H193V202L192 203L187 202L188 199L186 200ZM208 198L211 202L208 200ZM238 198H239V200H241L243 198L244 200H246L248 202H246L244 200L237 202ZM11 199H13V200H11ZM14 199H16L17 202ZM124 199H125V201H124ZM165 199H166V201H165ZM253 199L255 201L254 203L256 204V206H258V208L256 206H254L255 204L250 203V202L253 203ZM195 200H196V202H195ZM234 200L238 203L237 206L239 205V207H240V205H241L240 209H237V207L235 206L236 204H234V203H236ZM260 200L262 202H260ZM21 201H23L25 203L23 204V203H21ZM181 202L185 203V204L188 203L189 204L188 206L190 207V209L192 208L190 210V212L188 213V215H190L189 218L190 217L192 219L200 218L201 220H203L204 218L201 216L203 218L202 219L197 214V213H201V214L203 213V216L205 215L204 217H206V220L214 222V223H216V225L219 224L218 225L219 229L220 228L221 229L226 228L227 230L226 229L225 230L230 235L239 239L238 242H236L235 244L230 246L228 248V251H226L222 247V244H223L222 238L218 235V233L220 234V232H218L217 230L214 231L212 229H204V230H202L203 232L199 231V230H198L199 231L198 232L194 225H192V224H184L183 225L180 223V220H178L179 223L178 222L177 223L171 222L170 224H167L168 221L171 219V215H178L180 218L181 217L184 218L185 216L187 217L186 211H185L186 214L184 215V213H181V212H178L177 210H175V208H176L175 205L179 204V206H180ZM229 202H231V203H229ZM241 202L243 204H241ZM245 202H246V204H245ZM257 202H259V203H257ZM212 203L214 204V206ZM217 203L222 204L224 207H221L222 205L220 206ZM247 203L249 204L248 206H247ZM244 204L248 208L245 209L244 208L245 206H242ZM38 205H39V208H38ZM68 205H70V206H68ZM167 205H173L174 207L172 209H170V208H167ZM260 205H262V206H260ZM35 206H36V208H35ZM45 206H46V209H45ZM49 206L57 208L59 211H55V213H53L54 209L49 208ZM71 206L77 207V209L79 211H82V213H74V214L68 215L65 210ZM208 206L212 207V208L210 207L211 210H209ZM229 207H230L229 213L226 214L225 212H227ZM234 207H236V208H234ZM251 207L252 208L254 207L253 210H251ZM218 208L220 209V213H219V211L216 212V209L219 210ZM223 208H224V210L222 211ZM241 208H243V211H244L243 213H242ZM50 209L52 211H50ZM109 211H111V210H109ZM252 211H254V212H252ZM58 212H59V214H56ZM248 212H251V213H248ZM30 213H33V214H30ZM221 213H222V217L220 218ZM240 213H242V215ZM252 213H254V214H252ZM45 214H46V216H44ZM231 214H234L233 216H235L237 214H238V216L239 215L240 216L239 217H232ZM225 215L229 216V217H226ZM249 215H252L254 217V220L252 219V216L249 217ZM256 216H258V217H256ZM218 218H220V219L218 220ZM229 218L231 221L228 220ZM246 218H250V219H248V221L246 222V220H247ZM225 219L230 221V222L228 223ZM30 221L33 223L36 222V225L31 224ZM27 222H28V224L30 223L29 226H28ZM40 222H42V223L40 224ZM37 223H38V225H37ZM42 224H44L46 227L42 226ZM142 224H143V226H142ZM144 224H146V225H144ZM151 224L155 225V227ZM220 225H221V227H220ZM222 227H224V228H222ZM114 229H116L119 232V233H117L118 237H116V236L114 237V235L111 234V232ZM72 230H74V231L80 230L81 232L79 231L78 233H76L75 236L69 237L68 234H66V233L68 231H72ZM88 230L92 231L93 233L90 234L89 236H87L86 238L83 237L82 232L88 231ZM155 230H157V231L155 232ZM182 230H185L184 232L189 236H187ZM156 233H157V237L161 238L160 241H157L158 239L156 240V238H155L156 236L154 235ZM180 234H182V236L187 238L184 241L185 243H183V239H185V238L181 237ZM67 236H68V238H67ZM176 238H177V240H176ZM162 240H163V242H162ZM241 241H242V246H241ZM168 243H169V246L166 245ZM190 245H192V246H190ZM187 246H188V248H187ZM192 249L195 251V253H198V254H194V251ZM185 250H186V252H185ZM190 250H192L193 252L191 253ZM154 252H156V253H154ZM187 252H190V254ZM219 252H221V254ZM72 253L74 256H76L78 258L81 256L78 261H76L77 259L75 260L74 256H72ZM85 255L88 256V258ZM140 255H142V256H140ZM197 255L201 256V258L198 257ZM70 256H72V257H70ZM164 256H166V257H164ZM66 258H68V259H66ZM165 259L167 260V262H165L166 261ZM80 261H81V263H80ZM163 262H165V263H163Z\"/></svg>","mask_w":264,"mask_h":264},{"label":"bare ground","instance_id":"2","mask_svg":"<svg viewBox=\"0 0 264 264\" xmlns=\"http://www.w3.org/2000/svg\"><path fill=\"white\" fill-rule=\"evenodd\" d=\"M17 1H18V0H14V4H15ZM29 1H30V0H29ZM38 1H39V0H38ZM40 1H41V0H40ZM58 1H59V0H58ZM69 1H70V0H69ZM99 1H100V0H99ZM106 1H107V0H106ZM109 1H110V0H109ZM109 1H108V3H110ZM123 1H124V0H123ZM131 1H133V0H131ZM154 1H155V0H154ZM154 1H152L153 3H151V4H152V6H153V10L156 11V10H158V8H154V6H155V5H154V4H155ZM161 1H163V2H164L163 4H165V0H159V3H161ZM181 1H183V0H181ZM193 1H194V0H188V2H190V3H191V2L194 3ZM197 1H198V0H197ZM200 1L202 2V0H200ZM200 1H199V2H200ZM205 1H207V0H205ZM209 1H210V0H209ZM209 1H208V2H209ZM213 1H214V0H213ZM219 1H220V0H219ZM219 1H218V2H219ZM226 1H227V0H226ZM233 1H234V0H232L231 2H233ZM240 1H245V0H240ZM249 1H252V0H249ZM18 2H19V1H18ZM18 2H17V3H18ZM36 2H37V0H36ZM86 2H87V0H86ZM101 2L103 3V1H100V4H101ZM111 2H112V1H111ZM143 2H144V0H143ZM148 2H149V0H148ZM150 2H151V1H150ZM166 2H167V4H168L169 2L171 3L172 0H170V1L167 0ZM208 2H207V3H208ZM210 2H211V1H210ZM221 2H223V3H222V5H223V4H224V0H221ZM235 2H236V4H237V3L239 2V0H238V1L235 0ZM235 2H234V3H235ZM246 2H248V0H246ZM253 2H254V1H253ZM253 2H252V3H253ZM19 3H21V2H19ZM34 3H35V2H34ZM41 3H42V2H41ZM58 3H59V2H58ZM58 3H56V4H58ZM65 3H67V0H66ZM105 3H106V2H105ZM133 3H135V0L133 1ZM175 3H176V2H175ZM175 3H174V4H175ZM182 3H183V4H182L183 6H187V4L184 5V4H185L184 1H183ZM186 3H187V2H186ZM211 3H214V2H211ZM211 3H210V4H211ZM248 3H250V2H248ZM252 3H251V4H252ZM6 4H7V3H6ZM36 4H39V2H37ZM45 4H46V3H45ZM53 4H54V3H53ZM76 4H78V3H76ZM137 4H138V3H137ZM167 4H165L166 7H167ZM174 4H173V5H174ZM195 4H196V3H194L193 6H194ZM197 4H198V3H197ZM197 4H196V5H197ZM200 4H201V5H200ZM203 4H205V3H204V2H203V3H199L197 6H195L196 9H197V10H194L195 14H196V11H197V14H198L199 12L202 13L203 10H202V11H199V8L202 7ZM216 4H217V3H216ZM218 4H219V3H218ZM220 4H221V3H220ZM225 4H226V2H225ZM225 4H224V6H226L225 8L228 10L229 6L227 7V5H225ZM236 4H235V5H236ZM246 4H247V3H246ZM246 4H245V5H246ZM19 5H20V4H19ZM43 5H44V4H43ZM71 5H72V7H73V5L75 6V4H71ZM71 5H70V7H71ZM113 5H114V4H113ZM133 5H134V4H133ZM171 5H172V4H171ZM191 5H192V4H191ZM191 5H190V6H191ZM222 5H221V6H222ZM228 5H230V3H228ZM240 5H241V4L236 5L237 8H236L235 6H234L235 8L232 6V7H233V10H234V9L237 10V14H236V10L233 11V12H235V13H230V12H229V11L232 10V7H231V6H230L231 9H230L229 11H226V9L223 8V6H222V10H224V9H225V10L221 12V11H220V10H221V7H219V8H220V9H219V8H218L219 5H218V6L216 5V9L218 8L217 10H219V11H216V10H215V11L218 12V14H221V13L223 14V12H225V13H226V12H229L230 15L233 14V17H234L235 15H237L236 19L239 18V20H241L242 18L240 19V17H241V15H242V10H241L240 7H239ZM254 5L257 6L256 3H254ZM259 5H260V4H259ZM102 6H103V5H102ZM111 6H112V5H111ZM135 6H136V5H135ZM135 6H134L133 8H136V11L138 12L139 9L137 10V7H135ZM149 6H150V4H149ZM152 6L150 7V10H151ZM177 6H178V5H177ZM177 6H176V7H177ZM204 6H205V5H204ZM211 6H212V5H211ZM246 6H248V7L250 8V4H247ZM38 7H39V8H38ZM38 7H37V10H38V9H42V8L40 7V5H38ZM58 7H59V6H58ZM58 7H57V9H58ZM60 7H61V6H60ZM72 7H71V8H72ZM168 7H169V4H168ZM173 7H174V6H173ZM197 7H198V8H197ZM207 7H208V6H207ZM207 7H205V8L202 7V8H201V9H205V11H207L206 13L204 12V14H205L206 17L208 16V15H206V14H207V13L209 12V10L211 9V8L209 7L208 10H207V9H206ZM212 7H213V6H212ZM248 7H247V8H248ZM2 8H3V7H1V9H2ZM16 8H17V6H16ZM44 8H45V7H44ZM71 8H70V10H71ZM73 8H74V7H73ZM77 8H78V6H77ZM77 8H74V9L76 10ZM97 8H98V7H97ZM99 8H100V5H99ZM112 8H113V6H112ZM124 8H125V6H124ZM138 8H139V7H138ZM148 8H149V7H148ZM162 8H163V7H162ZM170 8H171V7H170ZM178 8H179V6H178ZM193 8H194V7L189 8L188 11H189L190 9H193ZM214 8H215V6H214L213 9H211L210 11L213 12L212 10H214ZM7 9H8V6H7ZM62 9H63V8H62ZM167 9H168V8H167ZM172 9H173V8H172ZM201 9H200V10H201ZM238 9H239L240 11H238ZM252 9H253V8H252ZM259 9H261V8H259ZM100 10H101L102 12H100ZM100 10H98V12H100V13H99L100 16L103 17L102 13L104 12V10H102V9H100ZM148 10H149V9H148ZM153 10H151V11H153ZM159 10H161V8H159ZM159 10H158V11H159ZM168 10H169V9H168ZM170 10H171V9H170ZM249 10H250V11H247V12H249V13H247V14H249V16H250L251 8H250ZM257 10H258V7H256L254 11H257ZM263 10H264V9H263ZM39 11H40V10H39ZM46 11H47V10H46ZM46 11H45V12H46ZM50 11H51V10H50ZM76 11H77V10H76ZM94 11H95V10H94ZM126 11H127V10H126ZM126 11H124V13H125ZM133 11H134V14H135V13H136V12H135V9H134ZM146 11H147V10H146ZM151 11H150V12H151ZM161 11H162V10H161ZM161 11H159V12L162 14ZM163 11H164V10H163ZM173 11H174V10H173ZM177 11H178V9H177ZM185 11H186V10H185ZM185 11H184V12H185ZM188 11H187V12H188ZM191 11H192V10H191ZM191 11H190V12H191ZM215 11H214V12H215ZM261 11H262V9L260 10V14L263 16V14H262ZM7 12H8V11H7ZM64 12H65V11H64ZM64 12H63V13H64ZM73 12H74V11H73ZM144 12H145V10H144ZM179 12H181V10H180ZM184 12H183V10H182L181 13H182V14H185ZM194 12H192L191 14L193 15ZM211 12H209V13L211 14ZM214 12H213V13H214ZM238 12H239V14H241V15H238ZM240 12H241V13H240ZM40 13H41V11H40ZM63 13H62V14H63ZM65 13H66V12H65ZM74 13H75V12H74ZM76 13H77V12H76ZM96 13H97V12H96ZM105 13H106V12H105ZM121 13H122V12H121ZM126 13H128V11H127ZM126 13H125V15H128V14H126ZM213 13H212V14H213ZM225 13H224V14H225ZM229 13H228V14L226 13V14H227L226 19L228 18ZM255 13H256V12H255ZM255 13H254L253 15H255ZM257 13L259 14V12H257ZM257 13H256V14H257ZM35 14H36V13H35ZM41 14H43V13H41ZM60 14H61V13H60ZM77 14H78V18H79V17H80V14H79V13H77ZM137 14H138V13H137ZM137 14H135V16H136ZM145 14H146L147 16H149L146 12H145ZM145 14H144V15H145ZM171 14H172V13H171ZM171 14H169L170 17H171ZM178 14H180V13H178ZM182 14H181V15H182ZM188 14H189V13H188ZM199 14H200V13H199ZM214 14H215V13H214ZM218 14L216 13L215 15H211L210 17L213 18V17L215 16L214 18L217 19V16H216V15H218ZM0 15H1V14H0ZM54 15H55V14H54ZM114 15L117 16L116 14H114ZM114 15H113V16H114ZM146 15H145V16H146ZM162 15H163V14H162ZM230 15H229V18L231 17ZM2 16H3V13H2ZM38 16H39V14H37V17H38ZM40 16H41V15H40ZM61 16H62V15H61ZM65 16H66V15H65ZM71 16H72V15H71ZM96 16H97V18H98L99 15L97 14ZM100 16H99V18H101ZM185 16H186V14H185ZM185 16H184V17H185ZM189 16H191V15H189ZM193 16H194V17H193ZM193 16H191V17H192L193 19H196V18H195V15H193ZM196 16H197V15H196ZM199 16H200V15H199ZM201 16H203V15H201ZM212 16H213V17H212ZM218 16H219V15H218ZM243 16H244V15H243ZM243 16H242V17H243ZM249 16H248V19H247V20H250V19H249ZM4 17H5V16H4ZM4 17L1 18V23H2V21L4 22V19H6V18H4ZM50 17H51V16H50ZM123 17H124V15H123ZM128 17H129V15L127 16L126 19H128ZM191 17H189V18L191 19ZM206 17H205V18H206ZM223 17H225V16L223 15ZM233 17H232V18H233ZM251 17H252V16H251ZM256 17H257V16H254V19H255ZM263 17H264V16H263ZM12 18H13V17H12ZM39 18H41V17H39ZM42 18H46V19L42 20V22L45 21V20H48V17H47V16H46V17L44 16V17H42ZM72 18H73V17H72ZM107 18H108V16H107ZM110 18H111V17H110ZM110 18H109V19H110ZM117 18H118V17H116V19H117ZM134 18H135V17H134ZM145 18H146V17H145ZM180 18H181V17H180ZM185 18H186V17H185ZM187 18H188V16H187ZM187 18H186V20H187ZM211 18H210V19H211ZM229 18H228V19H229ZM2 19H3V20H2ZM9 19H10V18H9ZM9 19H8V22H9V21L11 22V20H9ZM49 19H50V18H49ZM67 19H68V17H67ZM82 19H83L82 23H85V22L87 23V21H84V19H86V18L82 17ZM104 19H105V18H104ZM109 19H108V21H109ZM111 19H112V20H111V23H112V22L115 23V21H113V20H115V19H113V18H111ZM118 19H119V18H118ZM148 19H149V21H151L150 18H148ZM182 19H183V18H181V21H182ZM190 19H188V21H189ZM193 19H191V20H193ZM199 19H200V18H199ZM201 19H202V18H201ZM208 19H209V16H208ZM219 19H222V17L220 16V18L217 19V20H218L217 23L215 22V24H213V25L211 24V27H212V26L216 27V28H215L216 30H215L214 32H216V31L218 30V28H219V25H220L221 23H223V22L220 23L221 20H219ZM224 19H225V18H224ZM226 19H225V20H226ZM243 19H244V18H243ZM256 19H257V18H256ZM256 19H255V20H256ZM12 20H13V19H12ZM18 20H19V19H18ZM20 20H22V19L20 18ZM20 20H19V21H20ZM51 20H52V18L50 19V22H51ZM54 20H57V19L55 18ZM72 20H73V19H72ZM79 20H80V23H81V19H79ZM124 20H125V18H124ZM128 20H129V19H128ZM179 20H180V19H179ZM186 20H185V21L183 20V22H186V23H187ZM13 21H14V20H13ZM73 21L76 22V23H74V24H77V23H78V21H76V19L73 20ZM97 21H98V20H97ZM125 21H126V20H125ZM147 21H148V20H147ZM181 21H180V22H181ZM207 21H208L207 19H206V21H204L206 25L208 24ZM211 21H212V20H211ZM214 21H216V20H213L212 22L214 23ZM222 21H223V20H222ZM226 21H227V20H226ZM236 21H237V20H235V23H236V24L233 25V23H232V25L234 26V27L232 26L233 29H235L236 27L240 28V26H241L240 23H239V25H240V26H239L238 23H237ZM242 21H243V20H242ZM244 21H245L246 23L248 22V21H246V19H245ZM10 22H9V23L6 22V23L8 24V26H9V24H12V23H10ZM60 22H61V21H60ZM66 22H68V21H66ZM70 22H71V21H70ZM95 22H96V19H95L94 23H95ZM100 22H101L103 25H100V24H101ZM100 22H98V23H99L98 25L102 26V27H103V30L106 29V28H104L105 25H104V22H102V18H101V21H100ZM118 22H119V21H118ZM143 22L145 23V20H144ZM160 22H161V19H160L159 22H157V23H160ZM198 22H199V20H198ZM212 22H210V23H212ZM239 22H240V21H239ZM251 22H252V23H251ZM251 22H250L251 24L254 23L255 28L258 30V28H259L258 26L260 25V23H259V24H256V25H257V26H256V25H255V22H256V21L254 22V20L251 19ZM6 23H5V24H6ZM20 23H22V22H20ZM23 23H24V21H23ZM44 23H45V22H44ZM44 23H42V24L44 25ZM46 23L48 24V22H46ZM46 23H45V24H46ZM63 23H64V20H63L62 23H61V27H60V28H61V33H60V35L62 34V35H61L62 37H59V40H61V39L66 35V33L62 31V29H63V28H62V24H63ZM96 23H97V22H96ZM96 23H95V24H96ZM124 23H125V22H124ZM128 23H129V21H128ZM128 23H125L124 25H128V26L130 27L131 23H130V24H128ZM146 23H147V22H146ZM146 23H145V24H146ZM148 23H149V22H148ZM161 23H163V21H162ZM161 23H160V24H161ZM178 23H179V22H178ZM190 23H191V21H190L189 23H187V24H190ZM219 23H220V24H219ZM224 23H225V21H224ZM227 23H228V21H227ZM229 23H230V26H231V22H229ZM262 23H263V22H262ZM7 24L4 25V24L2 23V25L5 26L6 29H7ZM17 24L19 25V22H17ZM40 24H41V23H40ZM42 24H41V25H42ZM64 24H65V23H64ZM140 24H141L142 27H144V26L147 25V24L144 25L142 22H141V23L139 22V26H140ZM142 24H143L144 26H143ZM149 24H150V23H149ZM160 24H159V27H160ZM180 24H181V23H180ZM180 24H178V29H179ZM182 24H183V23H182ZM184 24H185V23H184ZM202 24H203V22H202ZM202 24H201V25H202ZM217 24H218V25H217ZM2 25H0V26H1V29H0V30H1V32H2V30H3V32H4V31H6V29H5ZM21 25H23V24H21ZM25 25H26V24H24L23 26L25 27ZM86 25H87V24H86ZM86 25L82 24V26L84 27V28H83V27L81 26L82 29H83V31H84V30H86V31L88 30V29H85ZM119 25H120V24H119ZM124 25H123V26H124ZM153 25H154V24H153ZM153 25H152L151 27H153ZM203 25H204V24H203ZM216 25L218 26V28H217ZM247 25H248V24H247ZM249 25H250V24H249ZM261 25H262V27H263L264 24H261ZM23 26H22V27H23ZM39 26H40V25H39ZM46 26H47V25H45V27H46ZM48 26H49V24H48ZM70 26H71V25H70ZM96 26H97V25H96ZM100 26H99V27H100ZM113 26H115V28H117L116 26H118V24H116V25L114 24ZM128 26L123 27L124 31L130 29ZM131 26H132V28H133L134 25L132 24ZM185 26H187V25H185ZM193 26H194V25H193ZM220 26H221V25H220ZM222 26H223V25H222ZM222 26H221V27H222ZM226 26H228V25L226 24L224 27L226 28ZM235 26H236V27H235ZM252 26H253V25H252ZM252 26L250 25V27H252ZM2 27H3L4 29H3ZM19 27H20V25H19ZM24 27H23V28H24ZM28 27H29V26H28ZM75 27L79 28V26H77V25H76ZM93 27H94V26H93ZM99 27H97V29H98ZM106 27H107V26H106ZM127 27H128V28H127ZM170 27H171V26L168 27V30H166V29L163 27V28L166 30V31H165V30H164V31H165V32L169 31V28H170ZM180 27H181V26H180ZM201 27H202V26H200L199 29H200ZM208 27L210 28V26L207 25V28H208ZM232 27H231V29H232ZM241 27H242V26H241ZM243 27H244V26H243ZM250 27H249V28H250ZM14 28H17V27H14ZM23 28H21V27L18 28V29H21V30H20L21 33H22V29H23ZM60 28L58 27V29H60ZM107 28H108V29H106L107 31H108L109 29H111V32H110V31H109V32H110V35H113V34H112V33H113L112 30H114V29L109 28V27H107ZM118 28H119V26H118ZM118 28H117V30L120 29V28H119V29H118ZM125 28H127V29H125ZM144 28H145V29H148L149 26H148V28H147V26L144 27ZM154 28H156V25H155ZM173 28H174V27H173ZM181 28H182V27H181ZM190 28H191V25H188V27H185V28L182 29V30H184V32H185V29H187L188 32H187V31H186V32L189 33L190 36H192L193 34L191 35L190 31H191V32H194V30H193V28H192V30H190ZM205 28H206V26H205ZM205 28H203V30H204ZM207 28H206V29H207ZM229 28H230V27L228 26L227 29H228V31H229V33H230ZM252 28H254V27H252ZM260 28H261V27H260ZM260 28H259V29H260ZM121 29H122V28H121ZM123 29H122V30H123ZM161 29H162V24H161ZM161 29H160V30H161ZM188 29H189V30H188ZM199 29H198V31H199ZM206 29H205V30H206ZM211 29H212V32H213V30H214L213 27H212ZM219 29H220V28H219ZM233 29H232V32H233ZM262 29L264 30V27H263ZM16 30H17V29H16ZM47 30H48V29H47ZM99 30L101 31L102 28L100 27L97 31H95V32H94L93 34H91V35H93V37H95L96 34H97V32H98ZM103 30H102V32H104ZM130 30H131V33H132V32H133L132 29H130ZM130 30H129V31H130ZM140 30H141V29H140ZM174 30H175V29H174ZM201 30H202V28H201ZM205 30H204V31H205ZM223 30H224V29H223ZM244 30L247 31L248 28L245 27ZM260 30H261V29H260ZM263 30H262V31H263ZM30 31L32 32V30H30ZM33 31H34V30H33ZM56 31H57V30L54 31V34H53V35H55L56 33H58V32H56ZM79 31H80V29H79ZM86 31H84V32L86 33ZM141 31H142V30H141ZM143 31H144V30H143ZM143 31H142V33H143ZM147 31H150V30H147ZM161 31H163V30H161ZM178 31L180 32V30H178ZM178 31H177L176 33H178ZM235 31H237V28L235 29ZM250 31H251V30H248V32H250ZM14 32H15V31H14ZM31 32L28 33V35L30 34L29 36H31V34H32ZM74 32H75V31H74ZM74 32L72 31V33H71V32H70V33L73 34ZM80 32H81V31H80ZM80 32H77V31H76L75 34H76V33H77V34H78V33L80 34ZM91 32H92V31H91ZM120 32H121V31H120ZM145 32H146V30L144 31V33H145ZM181 32H182V33H178V34H180V35L182 34V35H183V31H181ZM196 32H197V31H196ZM209 32H210V30H209ZM219 32H220V30H219ZM219 32H216V34L219 33ZM224 32H225V31H224ZM224 32H223V34H225V36H226V33H224ZM5 33H6V32H5ZM5 33H3L4 36L6 35ZM15 33H16V32H15ZM21 33H20V34H21ZM34 33H35V32H34ZM64 33H65V34H64ZM124 33H127V35H129V34H128L129 32H124ZM176 33H172V34H176ZM187 33H186V34H187ZM197 33H198V32H197ZM233 33H234V32H233ZM236 33H237V32H236ZM246 33H247V32H246ZM251 33H252V31H251ZM263 33H264V32H263ZM63 34H64V35H63ZM77 34H76V36L73 34V35L75 36V39H76V37H78ZM105 34H109V33L106 32ZM150 34H151V33H149V35H150ZM160 34H161V36H160V35L158 36V33H157V37H158V39L156 38L157 43H158V40H160V41H159V44L163 43V45L165 46V43H164V42H169V41H170V38H169V41H167V40H168V34H170V32H167V36L165 35L166 33H160ZM163 34L165 35L166 38L164 39V41H161V37L164 38ZM172 34H171V35H172ZM178 34H177V35H178ZM189 34H188V35H189ZM194 34L196 35V33H194ZM200 34H201V33H200ZM202 34H203V33H202ZM202 34H201V35H202ZM216 34L211 33V35L213 36L214 39H215V37H216ZM223 34H221V36H220V33H219V37H220V38H221V37L224 38L225 36H223ZM230 34H231V33H230ZM239 34H240V32H239ZM242 34H243V33H242ZM242 34H240L241 36H238V34H236L237 37H239V38H236V39H238V41L241 39L240 37L243 36ZM252 34H253V33H252ZM15 35H16V34H14V36H15ZM21 35H22V34H21ZM34 35H35V34H34ZM53 35H52V36H53ZM57 35H58V34H57ZM57 35H55V36H57ZM73 35H72V37H73ZM81 35H82V34H81ZM84 35H85V34H84ZM89 35H90V33H89ZM131 35L134 36V38L136 37L135 39H137V36H135V35H133V34H131ZM131 35H130V36H131ZM177 35H175V36H176L177 39H179L181 36L179 35L180 37L178 36V37H179V38H178ZM198 35H199V34H198ZM214 35H215V36H214ZM228 35H229V34H228ZM231 35L233 36V34H231ZM244 35H245V33H244ZM247 35H249L250 38L252 37V36L250 35V33H249V34L247 33ZM260 35H261V34H260ZM260 35H259V36H260ZM0 36H2V35L0 34ZM4 36H2V41H4V39H3ZM14 36H13V37H14ZM85 36H86V35H85ZM97 36H98V34H97ZM103 36H104V34H103ZM130 36H129V38H130ZM132 36H131V38H130L131 40L133 39ZM139 36H140V35H139ZM175 36H173V37H174V40H175ZM185 36H186V35H185ZM190 36H189V37H190ZM199 36H200V35H199ZM217 36H218V34H217ZM15 37H16V36H15ZM15 37H14V38H15ZM23 37H24V33H23ZM31 37H32V36H31ZM31 37H29V38L31 39ZM67 37H68V36H66V38H67ZM72 37H71V39H72ZM87 37H88V36H87ZM108 37H109V35L106 36V39H107ZM125 37H126V36H125ZM146 37H147V35L145 36V38H146ZM149 37H151V35H150ZM149 37H147V38L149 39ZM170 37H171V39H172V36H170ZM196 37H197V36H196ZM246 37H247V36H246ZM249 37L245 38V36H244V38H242V39H243V40L246 39V40L248 41V40L250 39ZM254 37H255V36H254ZM262 37H264V36L262 35ZM0 38H1V37H0ZM60 38H61V39H60ZM64 38H65V37H64ZM64 38H63V39H64ZM78 38H79V37H78ZM97 38H98V37L94 38L95 40H94V39H92V40L96 41ZM110 38H111V37H110ZM129 38H127V39L129 40ZM143 38H144V37H143ZM159 38H160V39H159ZM190 38H191V37H190ZM193 38H194V36H192L191 39L193 40ZM216 38H217V37H216ZM232 38H234V40H236L235 37H232ZM232 38H230V39H231V42H234V40H232ZM248 38H249V39H248ZM260 38H261V36H260ZM12 39H13V38H12ZM16 39H17V38H16ZM16 39H14V40L16 41ZM79 39H80V38H79ZM82 39H83V38H82ZM121 39H123L122 36H121ZM141 39H142V38H141ZM177 39H176V40H177ZM218 39H219V38H218ZM227 39H228V37H225V40H227ZM230 39H229L228 43H227V41H225V40H222V41H221V40L219 39L218 41H219V42L221 41V42L224 43V44L222 45L223 48L226 47V48H224V50L227 49V50L229 51V50L231 49V50L234 51V50L237 48L236 51H234V53H237L238 47H236L235 45H233V43H231V45H230V43H229V42H230ZM242 39H241V41H239V42L236 41V42H237V43H243V40H242ZM64 40H65V39H64ZM64 40H61V41H64ZM69 40H70V39H69ZM73 40H74V37H73ZM104 40H105V38L103 39V42H105V43H106V42L109 43V41H111L110 39H109V41H108V39H107V41H106V40L104 41ZM123 40H124V42L126 41L125 39H123ZM131 40H130V41H131ZM142 40H143V39H142ZM146 40H147V39H145L144 41L146 42ZM150 40H151V38H150ZM174 40L172 39L173 43H174ZM176 40H175V41H176ZM181 40H182V42H184L183 39H182V37H181L180 41H181ZM189 40H190V39H188L187 41H189ZM195 40L198 41L197 38L194 39V41H195ZM246 40H245V42H244V43H245V47H247V46H251L252 48H254V47L250 44L252 40L248 41L249 45H246V42H247ZM261 40H263V38H262ZM26 41L29 42L28 39H26ZM43 41H44V40H43ZM48 41H49V39H48ZM74 41H75V40H74ZM78 41H79V40H78ZM80 41H81V40H80ZM121 41H122V40H121ZM154 41H155V40H154ZM154 41L151 40L152 43L148 41V44L150 43L149 46H151V45H152V46H155L156 44H155ZM172 41H171V43H172ZM190 41H191V40H190ZM215 41H217V40H215ZM224 41H225V42H224ZM259 41H260V40H259ZM31 42H33V38L30 40V43H31ZM41 42H42V41H41ZM46 42H47V41H46ZM59 42H60V41H59ZM66 42H67V41H66ZM92 42H93V41H92ZM92 42H91L90 44H92L93 47H94V44H93ZM96 42H97V41H96ZM111 42H113V39H112ZM111 42H110V43H111ZM124 42H122L121 44H118V46H119V45H122ZM126 42H127V41H126ZM138 42L140 43L141 40L138 39ZM142 42H143V41H142ZM153 42H154L155 45H153ZM176 42H177V43H176V46L179 45V48H180V45H181L182 42L179 43L178 40H177ZM252 42H253V41H252ZM0 43H1V42H0ZM3 43H4V42H3ZM3 43H1V44H3ZM30 43H29V45H30ZM44 43H45V42H44ZM48 43H49V42H47V44H48ZM53 43H54V42H52V44H53ZM56 43H57V42H56ZM76 43H77V42H76ZM76 43H75V44H76ZM79 43H80V42H79ZM79 43H78V45H79ZM94 43H95V42H94ZM110 43L107 45V48H106L107 50H106V51H108V48H109L108 46L112 44V43H111V44H110ZM184 43H186V42H184ZM184 43H183V46H185ZM193 43H194V42H193ZM196 43H197V42H195V44H196ZM217 43H218V42H217ZM225 43H227L229 46H228V45L225 46ZM244 43H243V44H244ZM262 43H263V42H262ZM41 44L43 45V43H41ZM57 44H58V43H57ZM72 44H74V43H72ZM81 44H82V41H81ZM96 44H98V42H97ZM106 44H107V43H106ZM126 44H127V43H126ZM126 44H125V45H126ZM133 44H135V43H133ZM142 44H143V43H142ZM3 45H4V44H3ZM27 45H28V44H27ZM54 45H55V44H54ZM98 45L102 46L100 43H99ZM104 45H105V44H103L102 47H104ZM128 45H129V44H128ZM130 45H131V44H130ZM161 45H162V44H161ZM187 45H188V44H186V46H187ZM217 45H218V44H217ZM232 45H233V48L235 47V49L232 48ZM52 46H53V45H52ZM56 46L58 47L59 45H56ZM56 46H54V47L57 48ZM60 46H61V48L63 47L62 42H60ZM60 46H59V47H60ZM79 46H80V45H79ZM111 46H112V50H113L114 46H113V45H111ZM118 46H117V47H118ZM138 46H140V45H138ZM142 46H143V45H141L140 47H142ZM157 46H158V45H156V46L153 47V48L155 49V48H157ZM189 46H190V45H189ZM189 46H187V48H188ZM218 46H219L218 50H219L220 48L222 49V47H221L220 45H218ZM218 46H217V47H218ZM230 46H231V48L229 49ZM1 47H2V46L0 45V48H1ZM21 47H22V44L20 45V48H21ZM31 47H32V46H29V48H31ZM34 47H35V46H34ZM54 47H53V49H54ZM93 47H92V48H93ZM122 47H123V46H121V48L119 47V49L121 50ZM159 47H161V46L159 45ZM162 47H163V46H162ZM181 47H182V45H181ZM191 47H192V46L189 47L190 50H192ZM241 47H243V46L241 45ZM95 48H98V47L95 46ZM104 48H105V47H104ZM104 48H103V49H104ZM153 48H151V49L149 50V47H148V50H149L148 52L152 51ZM163 48H166V46L163 47ZM183 48H184V47H183ZM185 48H186V47H185ZM206 48H207V47H206ZM249 48H250V47H249ZM255 48H256V47H255ZM1 49H2V48H1ZM1 49H0V52H1L0 54L2 55V54H3V50H1ZM57 49H58V48H57ZM57 49H55V50H57ZM98 49H99V51H101L100 48H98ZM98 49H96V52H97V53H99V52H98ZM110 49H111V48H110ZM110 49H109V50H110ZM123 49H124V48H123ZM145 49H146V48H145ZM157 49H158V48H157ZM160 49H161V48H160ZM166 49H167V48H166ZM166 49H164V50L162 49V50H161L162 52L164 51V52H163V53H164L163 55H165V54L167 53V51H165ZM177 49H178V46H177ZM189 49H187V50L189 51ZM209 49H210V48L208 47V49H206V50L209 51ZM221 49H220V50H221ZM21 50H23V47H22ZM24 50H25V49H24ZM38 50H39V48H38ZM72 50H74L73 52H74V55L76 56V54H75L76 49H72ZM90 50H91V49H90ZM112 50H111V51H112ZM124 50H125V49H124ZM124 50H121V52H119L120 54L116 55L115 58H116L117 56H119V55H120V57H121V56H122L121 53H122V52H125ZM126 50H127V49H126ZM143 50H144V49H143ZM143 50H142V51H143ZM204 50H205V49H204ZM210 50H212V49H210ZM222 50H223V49H222ZM244 50H245V49H244ZM253 50H254V49H253ZM253 50H252V49H250V50L246 49V51H248V52H249V51H253ZM256 50H257V49H256ZM16 51H19V52H20V50H18V49H16ZM103 51H104V50H103ZM103 51H101V52L103 53ZM111 51H110V52L108 51L109 54H108V52H107V54L110 55ZM117 51H118V50H116V52H117ZM130 51H132V50H130ZM185 51H186V50H185ZM233 51H231V52H233ZM19 52H18V53H19ZM41 52H42V53H41ZM65 52H67V51H65ZM92 52H93V50H92ZM127 52H128V50H127ZM127 52H126V53H127ZM145 52L147 53V51H145ZM186 52H187V51H186ZM190 52H191V51H190ZM198 52H200V51H198ZM209 52H210V51H209ZM211 52H212V51H211ZM231 52H228V53H231ZM16 53H17V52H16ZM23 53H25V51H24V52L22 51V54H23ZM39 53L44 54V53H43V49H42V50L40 49ZM56 53H57V52H56ZM56 53H55V54H56ZM130 53H132V52H130ZM139 53H140V52H139ZM157 53H158V55H156ZM157 53H156V54L154 53V54L156 55L157 58L160 57V56L163 57V56L161 55V54H162L161 52L158 51ZM160 53H161V54H160ZM187 53H189V52H187ZM187 53H185V54H187ZM192 53H194V52H192ZM192 53H191V54L189 53V54H190V55L192 56V58H193V61H192V62L195 63L196 59L194 60V57H193V56H195L197 53L195 52L193 55H192ZM200 53H201V52H200ZM245 53H246V52H245ZM263 53H264V52H263ZM22 54H21V55H22ZM36 54H38V52H37ZM69 54H70V53H69ZM93 54H94V53H93ZM95 54H96V53H95ZM95 54H94V57H95ZM107 54L105 53V54H103L104 56L102 55L103 60H104L105 55H106L105 58H108V57H107V56H108ZM115 54H116V53H115ZM122 54H123V53H122ZM159 54H160V55H159ZM176 54H177V53H176ZM179 54L181 55V53H179ZM185 54H184V55H185ZM189 54H188V55H189ZM201 54H202V56L204 55L203 53H201ZM231 54H232V53H231ZM246 54H247V55H246L247 57L250 56V53H249V55H248V53H246ZM251 54L253 55V53H251ZM1 55H0V56H1ZM126 55H128V54H126ZM131 55H132V54H131ZM188 55H185V56H188ZM205 55H206V57H205V56H204V57L206 58V60H207V59L209 60V58H207V54H205ZM212 55H213V53H212ZM212 55H211V56H212ZM215 55H218V52L215 51V52H214V56H215ZM232 55H236V54H232ZM16 56H18V54H16ZM23 56H24V58H25V54H23ZM35 56H36V55H35ZM75 56H74V57H75ZM135 56H137V55H135ZM135 56H134V57H135ZM153 56H154V55H153ZM185 56H183V55H181V56H177V58L175 57L176 59L174 58V60L177 61L179 58L182 59L181 57H185ZM202 56H199V55H198L199 58L202 57ZM209 56H210V55L208 54V57H209ZM221 56H222V55H221ZM262 56H263V54H262ZM19 57H20V56H19ZM37 57H38V55H37ZM41 57H42V56H41ZM41 57H40V58H41ZM47 57H49V56H47ZM98 57H99V56H98ZM111 57H112V56H111ZM126 57H127V56H126ZM129 57H132V56H130V54H129ZM134 57H133V58H134ZM161 57H160V58H161ZM216 57H217V56H215V58H216ZM223 57H225L224 60H223V61H225V59H226L227 56L224 55ZM228 57H230V56L228 55ZM9 58H10V57H9ZM9 58L6 59V60H12V59H9ZM24 58H22V56H21V59L25 60L26 58H25V59H24ZM118 58H119V57H118ZM122 58H123V57H122ZM127 58H128V57H127ZM136 58H137V57L134 58V61H135ZM157 58L154 57V59H156V60H155L156 62H154V63H157V61L160 60V58H159V59H157ZM196 58H197V57H196ZM199 58H197V59H199ZM217 58H220V56L218 55ZM231 58H232V57H231ZM248 58H249V57H248ZM250 58H251V56H250ZM252 58H254V56H252ZM263 58H264V57H263ZM263 58H262V59L260 58L261 60H260L259 58H257V59H258L259 62H260V61H263V60H264ZM38 59H39V58H38ZM124 59H126V58H124ZM128 59L130 60V58H128ZM152 59H153V58H152ZM161 59H162V58H161ZM228 59H229V58H228ZM228 59H227V61L230 62L231 60H228ZM232 59H233V58H232ZM254 59L256 60V58H254ZM4 60H5V59H4ZM36 60H37V59H36ZM39 60H42V59H39ZM39 60H38V61H39ZM95 60H96V59H95ZM97 60H98V59H97ZM100 60H102V59H100ZM114 60H115V59H113V61H114ZM137 60H138V59H137ZM199 60H200V59H199ZM199 60H198V62L201 64V60H200V61H199ZM202 60H203V59H202ZM208 60H207V62H206L205 60H203V61H204L203 63L205 64V62H206V65H207ZM215 60H216V59H215ZM217 60H218V59H217ZM217 60H216V62H217ZM221 60H222V59H221ZM250 60H252V59H250ZM1 61H2V60H1ZM20 61H21V60H20ZM51 61H52V60H51ZM119 61H120V60H119ZM121 61H122V60H121ZM131 61H133V60H131ZM134 61H133V62H134ZM186 61H187V60H186ZM218 61H219V60H218ZM223 61H222V62H223ZM232 61H233V60H232ZM232 61L230 62L229 66H230L232 63L234 64V62H232ZM241 61H242V59H241ZM5 62H6L7 65L9 66V64H8L9 61H8V62L5 61ZM22 62H23V61H22ZM36 62H37V61H36ZM36 62H35V63H34V62L31 63V65L36 64ZM40 62H41V61H40ZM42 62H43V60H42ZM42 62H41V63H42ZM79 62H80L79 64H82L81 61H79ZM114 62H118V59H117L116 61H114ZM138 62H139V60H138ZM140 62H142V61L140 60ZM178 62H179V64H177V65L179 66V65H180V61H178ZM181 62H182V61H181ZM188 62H189V60H188ZM245 62H246V61H245ZM245 62L243 61V63H245ZM257 62H258V61H256L255 64H257ZM259 62H258V63H259ZM20 63H21V62H20ZM20 63H19V66H20L21 64L24 65V63H21V64H20ZM94 63H95V62H94ZM183 63H184V65H185V62H183ZM186 63H187V62H186ZM219 63H220V64H223V63H221V61H219ZM248 63H249V62H248ZM261 63H262V62H261ZM261 63H260V64H261ZM0 64H1V63H0ZM3 64H4V66L7 67V65H6L4 62H3ZM79 64H78V65H79ZM112 64H113V63H112ZM134 64H135V63H134ZM144 64H145V63H144ZM188 64H189V63H188ZM195 64H196V63H195ZM224 64H225V62H224ZM226 64H227V62H226ZM241 64H242V63H241ZM253 64H254V63H253ZM23 65H21V66H23ZM159 65H161V64H159ZM186 65H187V64H186ZM186 65H185V67H186ZM190 65H191V64H190ZM206 65H204V66H206ZM209 65H211V64H209ZM209 65H208V66H209ZM227 65H228V64H227ZM234 65H235V64H234ZM76 66H77V65H76ZM79 66H80V65H79ZM81 66H82V65H81ZM111 66H112V65H111ZM128 66H129V65H128ZM140 66H141V65H140ZM153 66H154V65H153ZM156 66H157V65H156ZM162 66H165V63L162 64ZM180 66H181V65H180ZM180 66H179V67H180ZM202 66H203V65H202ZM225 66H226V65H225ZM231 66H232V65H231ZM238 66H239V65H237L236 67H238ZM244 66H245V65H244ZM250 66H251V64H250ZM260 66H262V65H260ZM2 67H3V66H2ZM29 67H30V65H29ZM35 67H36V66H35ZM47 67H48V66H47ZM129 67H130V66H129ZM165 67H166V66H165ZM165 67H164V68H165ZM181 67H182V66H181ZM185 67H183V68H185ZM219 67H220V66H219ZM219 67H218V68H219ZM234 67H235V66H234ZM236 67H235L234 69H236ZM242 67H243V65H242ZM258 67H259V64H258ZM22 68H23V67H22ZM22 68L20 67V69H22ZM38 68H39V67H38ZM94 68H95V67H94ZM143 68H144V67H143ZM151 68H152V67H151ZM155 68H156V67H155ZM188 68H190V70L193 71V70L191 69L192 66H191V67H188V66H187L185 69L189 70ZM216 68H217V65L214 66V69H216ZM220 68H221V67H220ZM243 68H244V67H243ZM255 68H256V67H255ZM0 69H1V68H0ZM32 69H34L33 66H31V70H32ZM56 69H57V67H56ZM82 69H83V66L81 67V69H80V67H79V70L82 71ZM120 69H121V68H120ZM120 69H118V70H119L120 74H122L123 71H122V69H121V70H120ZM137 69H138V68H137ZM137 69H136V70H137ZM157 69H158V68H157ZM160 69L163 70V67L160 68ZM167 69L169 70L170 68H169V67H166V70H167ZM222 69H223V68L219 69V71H222ZM225 69H226V68H224L223 70H225ZM232 69H233V68H232ZM238 69L240 70V67H239ZM245 69H246V68H245ZM257 69H258V68H257ZM29 70H30V69H29ZM31 70H30V71H31ZM72 70H73V69H72ZM76 70H77V69H76ZM76 70H74L75 73H77V75H79L78 72H76ZM95 70H96V69H95ZM130 70H131V69H130ZM134 70H135V69H134ZM151 70H152V69H151ZM171 70H172V69H170V71H171ZM173 70H174V69H173ZM187 70H186V72H184L181 76L186 75V73H189ZM190 70H189V71H190ZM208 70H209V69H208ZM226 70H227V69H226ZM236 70H237V69H236ZM262 70H263V69H262ZM21 71H23V70H21ZM33 71L35 72V69L32 70L31 73H33ZM47 71H48V70H47ZM55 71H56V70H55ZM99 71H100V70H99ZM131 71H133V69H132ZM149 71H150V70H149ZM163 71H165V69H164ZM227 71H229V70H227ZM231 71H232V70H231ZM233 71H234V70H233ZM250 71H252V70H250ZM260 71H261V70H260ZM5 72H6V71H5ZM41 72H42V71H41ZM53 72H54V71H53ZM124 72H125V71H124ZM124 72H123V73H124ZM154 72H156V71H154ZM172 72H173V71H171V73H172ZM193 72H195V70H194ZM224 72H225V71H224ZM245 72H246V71H245ZM261 72H262V71H261ZM42 73H43V72H42ZM79 73H80V72H79ZM130 73H131V72H130ZM144 73H145V74H146V73L148 74V76H146V78H145V79H148L147 77H149V75H151V74L153 73V71H150V73H148V71H146V72H144ZM163 73H164V72H163ZM166 73H167V72H166ZM168 73H169V72H168ZM168 73H167V74H168ZM171 73H169V74L167 75V76H170L169 78H171V75L173 76V74H174V73H173V74H171ZM220 73H221V72H220ZM220 73H219V74H220ZM225 73H226V72H225ZM231 73H232V72H231ZM237 73H238V72H237ZM127 74H129V71L127 72ZM127 74H126V72H125V76H126ZM145 74H144V75H145ZM155 74H156V73H155ZM158 74H159V73H158ZM175 74H177V73H175ZM190 74L193 75L194 73H191V72H190ZM190 74H189V75H190ZM214 74H215V73H214ZM249 74H250V73H249ZM255 74H256V73H255ZM16 75H17V74H16ZM52 75H53V74H52ZM144 75H143V76H144ZM177 75H178V74H177ZM177 75H175V76H176V80H178V82H179V81H183L182 79H180V80L177 79V78L179 77V75H178V76H177ZM196 75H197V74H196ZM222 75H223V74H222ZM226 75H227L228 77H230V76L228 75V73H226ZM226 75H223V76H226ZM234 75H235V73H234ZM247 75H248V73H247ZM22 76H23V75H22ZM31 76H33V75H31ZM44 76L46 77V75H44ZM53 76H54V75H53ZM103 76H104V74H103ZM125 76H124V77H125ZM129 76H130V75H128V77H129ZM131 76H132L131 78L133 79V75H132V73H131ZM156 76H157V75H156ZM158 76H160V75H158ZM158 76H157V80H155L154 82H157V81H158V84H159V83H160V84L163 83V81L160 82L161 79L159 80V79H158ZM220 76H221V75H220ZM227 76H226L225 78H228ZM231 76H232V75H231ZM254 76H256V75H254ZM257 76H258V75H257ZM16 77H17V76H16ZM16 77H15V78H16ZM54 77L56 78V76H54ZM89 77H90V75H89ZM120 77H122V75H121ZM144 77H145V76H144ZM183 77H184V76H183ZM196 77H197V76H196ZM249 77H250V76H249ZM2 78H3V77H2ZM12 78H13V77H12ZM32 78H33V77H32ZM32 78H31V79H32ZM91 78H92V80H93V81H91V84H93V82H94V78H93V76H92ZM91 78H90V79H91ZM122 78H123V77H122ZM126 78H127V76H126ZM126 78H125V80H124V78H123V79H120L119 81H121V80L128 81V80H126ZM160 78H161V76H160ZM172 78H173V77H172ZM174 78H175V77H174ZM179 78H182V77H179ZM258 78H260V77L258 76ZM17 79H18V77H17ZM22 79H23V78H22ZM45 79H47V78H45ZM78 79H79V78H78ZM96 79H98V78H96ZM106 79H107V78H106ZM132 79H130V80H132ZM228 79H229V78H228ZM234 79H235V77H234ZM250 79H251V78H250ZM262 79H263V78H262ZM262 79H261V80H262ZM9 80H10V78H9ZM23 80H24V79H23ZM49 80H50V77H49V79H47V83H49ZM130 80H129V83H130ZM133 80H134V79H133ZM164 80L166 81V79H164ZM174 80H175V79H174ZM174 80L171 81V82L176 83V85L181 84V86H182V84H183V85L185 84V83H178V84H177V82L174 81ZM235 80H236V79H235ZM240 80H241V79H240ZM45 81H46V80H45ZM45 81H44V82H45ZM78 81H79V80H78ZM95 81H97V80H95ZM105 81H106V80H105ZM167 81H169V80H167ZM167 81H166V83H169V82H167ZM229 81H231V80H229ZM233 81H234V80H233ZM2 82L5 83V82L3 81V79H0V85L3 84ZM11 82H12V81H11ZM107 82H108V81H107ZM143 82H147V81L144 80ZM148 82H150V81H148ZM201 82H203V81H200V84H201ZM237 82H238V81L236 80V83H237ZM244 82H245V81H244ZM15 83H16V82H15ZM24 83H25V82H24ZM32 83H33V81H32ZM118 83H119V82H118ZM126 83H127V82H126ZM194 83H195V82H194ZM257 83H259V82H257ZM257 83H256V84H257ZM261 83H263V82H261ZM10 84H11L10 87L12 86L13 89H15L14 86L12 85L13 83H10ZM25 84H26V83H25ZM49 84H50V83H49ZM60 84H61V83H60ZM94 84H95V85H94L93 87H97L96 85H98L99 83H97V84L94 83ZM124 84H125V83H124ZM130 84H131V83H130ZM144 84H147V83H144ZM154 84H155V83H154ZM158 84H157V85H158ZM231 84H232V83H231ZM155 85H156V84H155ZM157 85H156V86H157ZM207 85H208V84H207ZM257 85H258V84H257ZM23 86H24V85H23ZM27 86H29V85H27ZM91 86H92V85H91ZM118 86H121V84L118 85ZM129 86H131V85H129ZM145 86H146V85H145ZM158 86H159V85H158ZM181 86H180V87H181ZM212 86H213V85H212ZM236 86H237V85H236ZM236 86H235V87H236ZM7 87H8V86H7ZM24 87H25V86H24ZM29 87H30V86H29ZM51 87H53V84L51 85ZM98 87H99V86H98ZM101 87H102V86H101ZM101 87H100V88H101ZM113 87H114V86H113ZM125 87H126V85H125ZM30 88H31V87H30ZM53 88H54V87H53ZM119 88H120V87H119ZM127 88H128V87H127ZM151 88H152V87H151ZM201 88H202V87H201ZM201 88H200V89H201ZM205 88H206V87H205ZM211 88H212V87H211ZM229 88H230V87H229ZM13 89L11 88V92L14 93V90H13ZM16 89H18V88H16ZM26 89H27V88H26ZM50 89H51V88H50ZM50 89H49V90L47 89V93H48V94L50 93ZM58 89H59V88H58ZM145 89H146V87H145ZM147 89H148L147 92L150 91V90H149V87H148ZM192 89H193V88H192ZM195 89H196V88H195ZM198 89H199V88H198ZM207 89H208V88H207ZM234 89H235V88H234ZM234 89H232V91H233ZM23 90H24V89H23ZM97 90H98V88H97ZM110 90H112V88H111ZM110 90L108 91L109 93H111V92H113V91H115V92L117 91V90H115V89H114L113 91H110ZM140 90H141V89H140ZM154 90H155V89H154ZM185 90H186V89H185ZM185 90H184V91H185ZM221 90H222V89H221ZM230 90H231V89H230ZM238 90H239V89H237L236 91L238 92ZM18 91H19V90H18ZM33 91H35V90H33ZM39 91H40V90L38 89L37 92L39 93ZM141 91H142V90H141ZM143 91H144V90H143ZM143 91H142V92H143ZM187 91H188V89H187ZM192 91H193V90H192ZM192 91H191V92H192ZM214 91H215V90H214ZM239 91H241V90H239ZM15 92L17 93V90H16ZM61 92H62V91H61ZM115 92H113V93H115ZM142 92H141V93H142ZM147 92H145V93L147 94ZM156 92H157V91H156ZM156 92L154 93V95H155V94L158 95V93H160L161 91H160V92H157V93H156ZM208 92H209V89H208V91H207L206 94H208ZM218 92H219V90L217 91V93H218ZM263 92H264V91H263ZM13 93H12V94H13ZM32 93H33V92H32ZM47 93H46V94H47ZM101 93H102V92H101ZM117 93H118V95H119L120 93H123V91L120 92V93H119V91H117L114 95H116ZM141 93H139V94L142 95ZM196 93H197V92H196ZM211 93H212V92H211ZM238 93H240V92H238ZM36 94H37V93H36ZM36 94H34V96H35ZM46 94H45V95H46ZM62 94H63V92H62ZM65 94H66V92H65ZM65 94H64V96H65ZM132 94H133V93H132ZM143 94H144V93H143ZM152 94H153V92H152ZM160 94H161V93H160ZM163 94H164V93H163ZM166 94H167V93H166ZM182 94H183V93H182ZM182 94H181V95H182ZM197 94H198V93H197ZM214 94H215V92H214ZM10 95H11V94H10ZM21 95H22V94H21ZM60 95H61V94H60ZM83 95L85 96L84 93H83ZM90 95H91V94H90ZM122 95H123V94H122ZM154 95H153V96H154ZM168 95H169V94H168ZM172 95H173V94H172ZM172 95H169V96H167V97H168L169 99H172V100H174V98H175V99L177 98V96L174 97V96H172ZM186 95H187V94H185V97H187ZM193 95H194V94H193ZM198 95H200V94H198ZM203 95H204V94H203ZM212 95H213V93H212ZM11 96H13V95H11ZM22 96H23V95H22ZM22 96H21V98H22ZM48 96L50 97V94H49ZM78 96H79V95H78ZM132 96H134V95H132ZM137 96H138V93H137ZM137 96L135 95L136 98H137ZM165 96H166V95H165ZM183 96H184V95H183ZM208 96L210 97V95H208ZM7 97H9V96H7ZM81 97H83V96H81ZM81 97H80V99H81ZM106 97H107V96H106ZM115 97H116V96H115ZM146 97H147V96H146ZM150 97H151V95H150ZM154 97H155V96H154ZM158 97H159V96H157V98H158ZM172 97H173V98H172ZM188 97H189V96H188ZM188 97H187V98H188ZM190 97H192V96H190ZM64 98H65V97H64ZM64 98H63V99H64ZM70 98H71V97H70ZM168 98H167V99H168ZM192 98H194V97H192ZM195 98H196V97H195ZM195 98H194V99H195ZM233 98H234V97H232V99H233ZM237 98H238V97H237ZM237 98H236V99H237ZM0 99H1V98H0ZM2 99H3V98H2ZM22 99H23V98H22ZM26 99H27V98H26ZM34 99H35V98H34ZM34 99H32V102H33V103H34V101L37 102V100H34ZM37 99H39V98H37ZM83 99H84V97H83ZM86 99H89V97H86V96H85V100H86ZM104 99H105V98H104ZM129 99H133V98H130V97H129ZM129 99H128V100H129ZM137 99H138V98H137ZM142 99H143V98H142ZM154 99H155V98H154ZM169 99H168V100H169ZM185 99H186V98H185ZM197 99H198V98H197ZM3 100H4V99H3ZM3 100H2V101H3ZM18 100H19V99H18ZM28 100H29V97H28ZM41 100H42V99H41ZM73 100H74V99H73ZM85 100H84V102H83V101H82V102H83V103H86ZM133 100H134V99H133ZM135 100H136V99H135ZM158 100H159V98H158ZM187 100H188V99H186L185 101L187 102ZM204 100H205V99H204ZM209 100H210V99H209ZM209 100H208V102H210ZM211 100H212V99H211ZM12 101L15 102V100H13V99H12ZM42 101H43V100H42ZM42 101H41V102H42ZM44 101H46V98H45ZM44 101H43V102H44ZM56 101H57V100H56ZM76 101H78V100H76ZM79 101H80V100H79ZM104 101H105V100H104ZM126 101H127V100H126ZM126 101H125V102H126ZM138 101L140 102V100H138ZM138 101H134V104H136V102H138ZM159 101H160V100H159ZM174 101L177 102V105H180V104L178 103V99H177V101H176V100H174ZM174 101H172V102H174ZM194 101H196V100H194ZM220 101H221V100H220ZM62 102H63V100H62ZM62 102H59V103H62ZM74 102H75V101H74ZM74 102H73V103H74ZM80 102H81V101H80ZM80 102H78V103H80ZM91 102H92V101H91ZM118 102H119V101H118ZM129 102H130V101H129ZM145 102H146V101H145ZM161 102H162V101H161ZM175 102H174V103H175ZM196 102H198V101H196ZM200 102H201V101H200ZM4 103H5V101H4ZM53 103H54V102H53ZM71 103H72V102H71ZM101 103H102V101H101ZM101 103H100V104H101ZM154 103H155V100H154ZM168 103H169V102H168ZM174 103H172V104H174ZM182 103H183V102H182ZM193 103H194V102H193ZM198 103H199V102H198ZM210 103H211V102H210ZM6 104H8L7 101H6L5 105H4V108H5ZM34 104H36V103H34ZM48 104H49V103H48ZM51 104H52V103H51ZM65 104H66V103H65ZM152 104H153V103H152ZM166 104H167V103H166ZM183 104H184V103H183ZM183 104H182V105H183ZM200 104H201V103H200ZM214 104H215V103H214ZM0 105H1V104H0ZM44 105H46V103H45ZM49 105H50V104H49ZM49 105H46V106L49 107ZM63 105H64V104H63ZM68 105H69V106H68V111H69V109H70L71 111L74 112L73 108H71L72 106L74 107V105H71L70 102L68 103ZM80 105H81V104H80ZM143 105H144V104H143ZM150 105H151V103H150ZM155 105H156V104H154L153 106H155ZM159 105H160V104H159ZM159 105H158V107H159ZM163 105H164V104H163ZM188 105H189V104H188ZM193 105H194V104H193ZM202 105H203V104H202ZM215 105H216V104H215ZM222 105H223V103H222ZM28 106H29V104H28ZM42 106H43V104H42ZM70 106H71V107H70ZM102 106H103V105H102ZM116 106H117V105H116ZM121 106H123V105H121ZM130 106H131V105H130ZM145 106H146V105H145ZM164 106H165V105H164ZM168 106H169V105H168ZM184 106H185V105H183V109H182V110L185 111V112L187 111V113L184 114V115H185V116H186V115H187V116L190 115V112H191V111H190V112L188 111V110H190V108L185 107L186 109L184 110ZM198 106H199V105H198ZM200 106H201V105H200ZM218 106H219L220 108L223 107V108H221V109H224V110H225V107H224V106H220V105H218ZM233 106H234V105H233ZM0 107H1V106H0ZM2 107H3V106H2ZM48 107H47V108H48ZM50 107H51V105H50ZM54 107H55V106H54ZM69 107H70V108H69ZM90 107H91V106H90ZM151 107H152V106H151ZM151 107H150V109H152ZM194 107H196V106H194ZM206 107H207V106H206ZM209 107H212V106H209ZM213 107H214V106H213ZM4 108H2V109H4ZM6 108H8V107H6ZM40 108H41V107H40ZM76 108H77V107H76ZM76 108H75V109H76ZM122 108H123V107H122ZM153 108H154V107H153ZM159 108H160V107H159ZM159 108H158V111H159ZM164 108H166V107H164ZM171 108H172V107H171ZM173 108H174V107H173ZM216 108H217V107H216ZM17 109H18V108H17ZM17 109H14V108H13L14 111L17 110ZM25 109H26V108H25ZM43 109H45V108H43ZM51 109H52V108H51ZM77 109H78V108H77ZM100 109H101V105H100ZM145 109H146V108H145ZM179 109H180V108H179ZM187 109H188V110H187ZM194 109H195V108H194ZM199 109L202 110L203 108H199ZM11 110H12V109H11ZM114 110H115V109H114ZM147 110H149L148 107H147ZM154 110L156 111V109H154ZM160 110H161V108H160ZM173 110H174V109H173ZM195 110H196V109H195ZM224 110H223V111H224ZM27 111H28V110H27ZM104 111H106V110H104ZM104 111H103V112H104ZM119 111H120V110H119ZM119 111H118V112H119ZM121 111H122V110H121ZM121 111H120V112H121ZM155 111H154V112L152 111V112H153L154 114L157 115V112H158V111H156V113H155ZM178 111H179V110H178ZM199 111H200V110H199ZM199 111H198V108H197L196 112L198 113ZM206 111H207V110H205V112H206ZM12 112H13V111H12ZM17 112H19V114L22 113V112L20 113L19 110H18ZM37 112L39 113V111H37ZM58 112H59V111H58ZM63 112H64V111H63ZM77 112H78V111H77ZM100 112H101V110H99L98 113H100ZM116 112H117V111H116ZM159 112H160V111H159ZM168 112H169V111H168ZM173 112H174V111H172V112H170V113H173ZM185 112H184V113H185ZM188 112H189V114H188ZM205 112L203 111L201 116H203V113L205 114ZM207 112H208V111H207ZM210 112H211L212 114H214L215 111L212 112V110H210ZM261 112H264V111H261ZM40 113H41V112H40ZM42 113H43V112H42ZM104 113H106V112H104ZM258 113H259V115H260V112H258ZM22 114L25 116L24 113H22ZM36 114H37V113H36ZM51 114H52V113H51ZM108 114H109V113H108ZM154 114H153V116H154ZM159 114H160V113H159ZM173 114H175V113H173ZM216 114H217V113H216ZM216 114H215V116L220 115V113H218L217 115H216ZM0 115H1V114H0ZM37 115H39V114H37ZM49 115H50V114H49ZM49 115H48V116H49ZM55 115H56V114H55ZM61 115H62V114H61ZM72 115H74L73 117H75V113L72 114ZM72 115H71L70 117H72ZM76 115H77V114H76ZM86 115L88 116L87 113H86ZM106 115H107V114H106ZM160 115H161V114H160ZM165 115H166V114H165ZM165 115H164V116H165ZM181 115H182V114H181ZM195 115H197V114H195ZM195 115H193V116H195ZM221 115H222V114H221ZM53 116H54V113H53ZM53 116H52V117H53ZM63 116H64V115H63ZM90 116H91V115H90ZM94 116H95V115H94ZM94 116H91V117H94ZM102 116H103V115H102ZM108 116H109V115H108ZM113 116H114V115H113ZM153 116H152V117H153ZM161 116H162V115H161ZM185 116H184V118H185ZM187 116H186V117H187ZM222 116H223V115H222ZM234 116H235V115H234ZM255 116H256V114H255ZM1 117H2V116H1ZM16 117L18 118L19 116H16ZM45 117H46V116H45ZM50 117H51V116H50ZM50 117H49V118L47 117V118L51 120L52 117H51V118H50ZM95 117H96V116H95ZM95 117H94V118H95ZM109 117H110V116H109ZM170 117H171V116H170ZM173 117H175V116H173ZM178 117H180V116H178ZM188 117H189V116H188ZM212 117H213V115H212ZM21 118L23 119V121H24L26 124H28L30 121H32V120H31V119H32L31 117H30V118H31L30 120H29L28 118H25V117H22V116L20 117V119H21ZM61 118H62V117H61ZM65 118H66V117H65ZM77 118H78V117H77ZM85 118H86V117H85ZM89 118H90V117H89ZM96 118H97V117H96ZM104 118H105V114H104ZM117 118H118V117H117ZM153 118H155V117H153ZM161 118H162V117H161ZM175 118H176V117H175ZM181 118H183V117L181 116ZM192 118L195 119L196 117H192ZM192 118H191V119H192ZM204 118H206V117L204 116ZM56 119H57V118H56ZM71 119H72V118H71ZM107 119H108V118H107ZM120 119H121V118H120ZM122 119H123V118H122ZM147 119H148V118H146V121H147ZM166 119L168 120L169 118H166ZM178 119H180V118H178ZM191 119H190V120H191ZM201 119H202V117H201ZM201 119H200V123H199L198 125L203 124L204 126H207V125H205L207 122L205 121V124H204L203 122H201ZM255 119H256V118H255ZM255 119H254V120H255ZM257 119H258V118H257ZM260 119H261V117H260ZM61 120H63V123L61 124L62 127L64 126V124L66 125V123H64V122H70V121H71V120H69L68 118H66V120H68V121H66L64 118H62ZM74 120L77 121V119H74ZM74 120H72V121H74ZM156 120H157V119H156ZM172 120H173V119H172ZM226 120H227V119H226ZM239 120H240V119H239ZM18 121H19L21 124L23 123V121L21 122L20 120H17V122H18ZM41 121H42V120H41ZM48 121H49V120H48ZM54 121H56V120H54ZM72 121H71V122H72ZM76 121H75V122H76ZM105 121H107V120L105 119ZM159 121H160V118H159ZM164 121H165V120H164ZM175 121H176V120H175ZM227 121H228V120H227ZM252 121H253V120H252ZM1 122H2V121H1ZM36 122H37V121H36ZM36 122H35V123H36ZM49 122H50V121H49ZM109 122H110V121H109ZM109 122L107 121L106 123L109 124ZM111 122H113V121H111ZM117 122H118V121H117ZM156 122H157V121H155V123H156ZM218 122H219V121H218ZM218 122H217V123H218ZM256 122H258V121H256ZM259 122H260V121H259ZM14 123L16 124V122H14ZM30 123H31V122H30ZM46 123H47V122H46ZM72 123H74V122H72ZM76 123H77V122H76ZM118 123H120V122H118ZM143 123H144V122H143ZM161 123H164V122L161 121ZM165 123H166V122H165ZM168 123H169V122H168ZM213 123H214V125H215V124L217 125L216 121L213 122ZM213 123L209 122V124L211 125L210 127L214 126V125H212ZM239 123H240V122H239ZM243 123H245V122H243ZM247 123H248V122H247ZM261 123L263 124V122H261ZM17 124H18V123H17ZM23 124H24V123H23ZM26 124H25V125H26ZM70 124H71V123H70ZM110 124H111V123H110ZM114 124H115V123H114ZM146 124H149V123H146ZM157 124H159V123H157ZM229 124H230V125H233V123H231V121L228 122V129H229V128H232V129H233V126H234V125H233V126H230ZM255 124H256V123H255ZM255 124H254V127H255ZM1 125H3V123H2ZM35 125H36V124H35ZM35 125H34V126H35ZM38 125H39V124H38ZM72 125H73V124H72ZM79 125H80V123H79ZM138 125H142L141 122H140V124H138ZM169 125H172V124H169ZM245 125H246V124H245ZM248 125H250V124L248 123ZM248 125H246V126L248 127ZM251 125H253V124H251ZM49 126H50V125H49ZM113 126H114V125H113ZM120 126H121V125H120ZM148 126H149V125H148ZM152 126H154V125H152ZM208 126H209V125H208ZM235 126H236V125H235ZM262 126H263V125H262ZM22 127H23V126H22ZM28 127H29V126H27V128H28ZM30 127H32V126H30ZM39 127H40L41 130H45V131L49 129V127L44 126V125H41V124H40ZM64 127H65V126H64ZM66 127H67V126H66ZM66 127H65V128H66ZM68 127H69V126H68ZM75 127H76V125H75ZM77 127H78V126H77ZM111 127H112V125H111ZM116 127H117V126H116ZM176 127H177V126H176ZM243 127L245 128V129H244L245 132L248 134V132H249V131H248V128H246L245 126H243ZM254 127H253V129H254ZM0 128H3V126H0ZM4 128H5V127H4ZM50 128H51V126H50ZM82 128H83V127H82ZM86 128H87V127H86ZM93 128H95V126H93ZM117 128H118V127H117ZM155 128H156V127H155ZM163 128H164V127H163ZM179 128H181V127H179ZM199 128H200V129H203V127H201V126H200ZM199 128L197 127V130H198ZM214 128H215V127H214ZM19 129H20V128H19ZM22 129H23V128H22ZM22 129H20V130H21V131H24V132L26 131V130H24V129L22 130ZM34 129H35V128L33 127L32 131H33ZM53 129H54V128H53ZM53 129H52V131H54V133H56V132H55L56 129H54V130H53ZM63 129H64V128H63ZM79 129H80V128H79ZM111 129H112V128H111ZM157 129H158V126H157L156 130H157ZM170 129H171V128H170ZM200 129H199V130H200ZM211 129H212V128H211ZM211 129H210V131H211ZM234 129L237 130L236 128H234ZM234 129H233V132L235 131ZM246 129H247L248 132L246 131ZM3 130H5V129H3ZM35 130H36V131H35ZM35 130H34L35 133H36V132H39L38 129H35ZM81 130H82V129H81ZM81 130H80V131H81ZM94 130H95V129H94ZM94 130H92V131H94ZM97 130L99 131V128H97ZM118 130H119V129H118ZM147 130H148V129H147ZM158 130H160V129H158ZM205 130H206V127H205ZM208 130H209V128H208ZM230 130H231V129H230ZM250 130H251V128H250ZM256 130H257V129H256ZM256 130H255V129L252 130V131H253L252 133H254V134H255V132L258 133V130H257V131H256ZM259 130H260V129H259ZM5 131H6V130H5ZM5 131H3V132H5ZM27 131H28L29 134H32V131H29V129H28ZM85 131H86V130H85ZM107 131H109V130L107 129ZM111 131H113V130H111ZM138 131L140 132L139 129H138ZM144 131H146V130L144 129ZM144 131L142 130V132H144ZM161 131H162V130H161ZM163 131H164V130H163ZM179 131H180V130H179ZM231 131H232V130H231ZM254 131H255V132H254ZM41 132H43V131H41ZM50 132H51V131H50ZM50 132H49V134H50ZM58 132H59V131H58ZM76 132H77V131H76ZM76 132H75V135L77 136ZM96 132H97V131H96ZM96 132L94 131V135H95L94 137H99V136H101V135H97ZM99 132H100V131H99ZM99 132H98V133H99ZM109 132H110V131H109ZM119 132H120V131H119ZM119 132H118V133H119ZM136 132H137V131H136ZM142 132H140V134L145 135V134L142 133ZM180 132H181V131H180ZM200 132H201V131H200ZM203 132H204V131H203ZM208 132H209V131H208ZM211 132H212V131H211ZM0 133L2 134V132H0ZM45 133H47V132H45ZM54 133H52V134H54ZM101 133L103 134V132H101ZM118 133H117V134H118ZM124 133H125V132H124ZM124 133H123V134H120V135L118 136V140H116V141H120V140H122V138H123V136H124ZM146 133H147V132H146ZM235 133H236V132H235ZM249 133H250V132H249ZM3 134H4V133H3ZM33 134H34V133H33ZM37 134H38V133H37ZM58 134L60 135V132H59ZM73 134H74V133H73ZM111 134H112V133H111ZM131 134H132V133H130V135H131ZM180 134H181V133H180ZM200 134H201V133H200ZM204 134H205V133H204ZM207 134H208V133H207ZM236 134H237V133H236ZM236 134H233V135H236ZM261 134H262V133H261ZM63 135H64V134H63ZM63 135H62V136H63ZM66 135H67V134H66ZM86 135L88 136V138H90L89 140H92L91 137H89V135L93 136L91 133H89V135H88V134H86ZM86 135H84L85 138H86ZM96 135H97V136H96ZM121 135H122V138L120 139L119 137H120ZM132 135H134V134H132ZM132 135H131V136H132ZM143 135H142V136H143ZM243 135H244V134H243ZM29 136H30V135H29ZM67 136H69V135H67ZM78 136H79V135H78ZM78 136H77V137H78ZM81 136H82V134H81ZM147 136H148V135H147ZM247 136L249 137V134H248ZM257 136H258V135H257ZM261 136H262V135H261ZM8 137H9V136H8ZM109 137H110V136H109ZM114 137H115V136H114ZM114 137H113V138H114ZM134 137H135V136H134ZM134 137L132 136V138H133L132 140H134ZM150 137H151V135H150ZM153 137H154V136H153ZM161 137H162V135H161ZM206 137H207V136H206ZM242 137H243V136H241V138H242ZM245 137H246V134H245ZM248 137H247V138H248ZM263 137H264V136H262V138H263ZM69 138H70V136H69ZM71 138H73V137H71ZM79 138H80V137H79ZM85 138H84V139H85ZM88 138H87V139H88ZM92 138H93V137H92ZM116 138H117V137H116ZM154 138H155V137H154ZM157 138H158V136H157ZM163 138H164V137H163ZM171 138H172V137H171ZM202 138H204V137H202ZM211 138H212V136H211ZM238 138L240 139V136H239ZM243 138H244V137H243ZM249 138H252V137H249ZM262 138H261V139H262ZM2 139L4 140V138H2ZM74 139H75V138H74ZM93 139H94V138H93ZM100 139L102 140V138H99V140H100ZM119 139H120V140H119ZM167 139H168V137H167ZM167 139H166V140H167ZM200 139H201V138H200ZM209 139H210V138H209ZM7 140H8V139H7ZM61 140L65 141L66 139H65V137H62ZM61 140H60V142H61ZM70 140H71V139H70ZM79 140H81V139H79ZM89 140H88V141H89ZM94 140H96V139H94ZM171 140H172V139H171ZM207 140H208V139H207ZM210 140H211V139H210ZM220 140H221V139H220ZM224 140H226V139H224ZM244 140L246 141V143H248V141H247L246 139H244ZM1 141H2V140H1ZM63 141H62L61 143L59 142L60 144H57V145H58V146L60 145L61 147H64L66 142L64 143ZM107 141H109V140H107ZM116 141H115V142H116ZM128 141H131V140H128ZM160 141H161V140H159V143H160ZM167 141H168V140H167ZM179 141H180V140H179ZM184 141H185V140H184ZM184 141H183V142H184ZM208 141H209V140H208ZM222 141H223V140H222ZM235 141H236V140H235ZM238 141H239V140H237V142H238ZM240 141H241V140H240ZM242 141H243V140H242ZM242 141H241V142H242ZM245 141H244V144H243V145L247 146L248 144H245ZM91 142H92V141H91ZM172 142H173V140H172ZM206 142H207V141H206ZM209 142H210V141H209ZM89 143H90V142H89ZM105 143H109V142H105ZM152 143H153V142H152ZM167 143H168V142H167ZM174 143H175V142H174ZM202 143H203V141H202ZM218 143H220V144H218ZM222 143H223V144H222ZM222 143H221V141L216 143V144L219 145V147H221V149H220V150H221V153H222V151L224 150L223 148L227 145L226 142H225V143L222 142ZM242 143H243V142H242ZM54 144H55V143H54ZM153 144H154V143H153ZM153 144H152V145H153ZM161 144H162V143H160L159 145H160L161 147H163L164 145H161ZM164 144H165V143H164ZM169 144H171V143H169ZM185 144H186V143H185ZM240 144H241V143H240ZM240 144H238V145H240ZM20 145H21V144H20ZM74 145H75V144H74ZM115 145H116V144H114V146H113V145H112V146L116 148ZM152 145H151V144L149 145V147L151 146V149H153ZM175 145H177V144H175ZM213 145H214V144H213ZM224 145H225V146H224ZM243 145H242V146H243ZM32 146H34V145H32ZM58 146H57V147H58ZM77 146H79V145H77ZM87 146H88V145H87ZM112 146H111V147H112ZM128 146L133 147L132 144H131V145L129 144ZM128 146H127V149H128V152H129V149L132 150V148H130V147H128ZM165 146L167 147V144H165ZM165 146H164V148H162V151H163V149H165ZM186 146H187V145H186ZM190 146H192V144H191ZM190 146L185 147V149L188 148V147H190ZM222 146H223V147H222ZM48 147H49V146H48ZM65 147H66V146H65ZM178 147H179V146H178ZM196 147H197V146H196ZM217 147H218V146H216V147L214 146L215 150H216ZM247 147H248V146H247ZM54 148H55V146H54ZM77 148H78V147H77ZM77 148H76V149H77ZM79 148H80V147H79ZM135 148H137V147H135ZM183 148H184V147H183ZM183 148H182V150H184ZM259 148H260V149L264 148V145L262 146V148H261V147H259ZM259 148H258V149H259ZM26 149H28V148H26ZM56 149H57V148H55V151L58 150V149H57V150H56ZM89 149H90V147H89ZM94 149H95V147H94ZM103 149H104V147H103ZM103 149H102V150H103ZM133 149H134V147H133ZM151 149H150V150H151ZM166 149H167V148H166ZM207 149H208V148H207ZM225 149H226V147H225ZM49 150H50V149H49ZM105 150H106V149H105ZM111 150H112V149H111ZM188 150H189V149H188ZM190 150L193 151V150H195V148H194V149H190ZM190 150H189V151H190ZM208 150H209V149H208ZM212 150H213V147H212V148L210 147V150H209V151H212ZM234 150H235V149H234ZM248 150H249V149H248ZM262 150H263V149H262ZM51 151H52V154H53V153H54L53 150H51ZM79 151H80V152L82 151V152H84V153L86 154V156H85V157H86V158H85L86 161H85V160H84V161L87 162V163H85V162L83 161L82 164H83L84 166H87L88 164H91V165H92V163L90 162V160H93L92 157H93V158L95 157V156L92 154L93 152H92L91 150H90V151H91V152H90V151H88L87 149H84V148L81 147L79 150H75L76 155L79 154V153H78ZM125 151H126V148H125ZM125 151H124V152H125ZM135 151H137V150L135 149ZM159 151H160V150H159ZM180 151H181V150H180ZM192 151H191V152H192ZM217 151H218V148H217V150H216L215 152H217ZM224 151H226V150H224ZM243 151H244V150H243ZM48 152H49V151H48ZM100 152H101V151H100ZM100 152H99V153H100ZM103 152H104V150H103ZM103 152H102V153H103ZM138 152H139V151H138ZM138 152L136 153V152H132V151H131V152H129V153H134L135 156L137 157V156H139V155H138ZM151 152H152V151H151ZM163 152H164V151H163ZM163 152H162V154H163ZM184 152L187 153V150H184ZM184 152H181V153L183 154ZM195 152H197V151H194V154H195ZM212 152H214V151H212ZM73 153H74V152H73ZM73 153H72V155H73ZM106 153L108 154V152H106ZM109 153L112 154V151L109 152ZM113 153H114V152H113ZM165 153H166V150H165ZM192 153H193V152H192ZM104 154H105V153H104ZM114 154H115V153H114ZM124 154H126V153H124ZM134 154H133V155H131V154H130V155H129V154H126V155H129V157H133ZM136 154H137V155H136ZM182 154H181V155H182ZM189 154H190V153H189ZM189 154L187 153L186 155H189ZM0 155H1V153H0ZM116 155H117V154H115V157H116ZM149 155H150V156H149ZM186 155H185V157H186ZM192 155H193V154H191L190 156H192ZM195 155H196V154H195ZM215 155H216V156H215ZM215 155H214V158H216V159H219V158H220L221 161H225V160H226V159H224V158L222 159V157L219 156L218 154H215ZM254 155H256V153H254ZM50 156H51V155H50ZM50 156H49V157H50ZM110 156H111V155H110ZM112 156H113V155H112ZM112 156H111V157H112ZM117 156H118V155H117ZM158 156H159V155H158ZM190 156H187V157H190ZM196 156H197V155H196ZM196 156L194 157V155H193V159H195ZM199 156L201 157V155H199ZM211 156H212V155L207 156V158H208V157H211ZM251 156H252V154H251ZM256 156H257V155H256ZM3 157H4V156H1L0 159L2 158L1 160H2V161L4 160V161H3V164H5V163H4V162H5V159H4L5 157H4V158H3ZM52 157H53V156H52ZM73 157H75V155H74ZM115 157H112V158H115ZM149 157H152V158H153L154 155H152V154L149 153V154L147 155V158H149ZM155 157L157 158L156 155H155ZM183 157H184V154H183ZM185 157H184V158L180 157L179 159H180V160H181V159H185ZM187 157H186L185 160L188 159ZM242 157H243V155H242ZM253 157H254V156L250 157V160L253 159ZM39 158H40V157H39ZM118 158H119V157H118ZM127 158H128V157H127ZM138 158H139V157H138ZM138 158H137V159H138ZM198 158H199V157H198ZM248 158H249V156H248ZM261 158H262V157L260 156V160H261ZM40 159H41V158H40ZM94 159H95V158H94ZM125 159H126V158H125ZM150 159H151V158H150ZM190 159H192V157H190ZM204 159H205V158H204ZM254 159H255V161H256V163H257L258 160H256V157H255ZM254 159H253V161H254ZM1 160H0V162H1ZM38 160H39V159H38ZM101 160H102V159H101ZM108 160H110V159L108 158ZM118 160H120V159H118ZM128 160H129V159H128ZM151 160H152V159H151ZM180 160H179V161H180ZM227 160H228V159H227ZM262 160H263V159H262ZM43 161H44V160H43ZM88 161H89V162H88ZM110 161H111V160H110ZM132 161H133V163H132ZM132 161H131V159H130V163H131V165L129 164L130 167L133 166V165H134V162L137 161V160H133V159H132ZM149 161H150V160H149ZM152 161H153V160H152ZM152 161H150V162H152ZM156 161L158 162L157 159H156ZM198 161H199V159H198ZM198 161H197V162H198ZM205 161H206V159H205ZM221 161H220V162H221ZM228 161H229V160H228ZM263 161H264V160H263ZM263 161H261V162H263ZM38 162H39V161H38ZM40 162H41V161H40ZM113 162H114V161H113ZM137 162H138V161H137ZM137 162H136V163H137ZM139 162H140V159H139ZM142 162H143V161H142ZM154 162H155V159H154L153 163H154ZM203 162H204V160H203ZM218 162H219V161H218ZM248 162H249V161H248ZM6 163H7V162H6ZM122 163H123V165L125 164V163L123 162V160H122ZM127 163H129V162H127ZM181 163L183 164V162H181ZM205 163H206V162H205ZM251 163H252V162H251ZM253 163L256 164L255 162H253ZM86 164H87V165H86ZM106 164H107V163H105L104 161H100V160H99V166H101L100 169H104V168H102V167H105ZM119 164H121V160H120ZM143 164H144V163H143ZM185 164L188 165V163H184L183 165L185 166ZM190 164H191V163H190ZM193 164H196V163L193 162ZM259 164H261V163H259ZM259 164L257 163L256 165L258 166ZM39 165H40V164H39ZM115 165H116V164H115ZM126 165H128V164H126ZM129 165H128V168H129V170H130ZM146 165H147V164H146ZM183 165H181V166H183ZM187 165H186V166H187ZM208 165H209V168L211 167L210 169H212V167H215V163H214V162H212V165H211V164H208ZM208 165H206V166H208ZM216 165H217V164H216ZM223 165H225V164H223ZM223 165H222V166H223ZM227 165L230 166V167L227 166L229 169H230V168L232 169L233 165H231V164H229V163H228ZM252 165H253V164H252ZM97 166H98V165H97ZM99 166H98V167H99ZM147 166L150 167V169H151V167H153V166L156 167V166H158V164L155 163V165H152V166H151V165H147ZM184 166H183V167H184ZM186 166H185V167H186ZM257 166H255V167H256L255 169H258V168L260 167V165H259L258 168H257ZM155 167H153V168L157 170V168H155ZM174 167H175V166H174ZM225 167H226V165H225ZM25 168H26V166H25ZM119 168H121V167L119 166ZM133 168H134V166L132 167V169H133ZM153 168H152V169H153ZM160 168H161V167H160ZM171 168L174 169L175 172H177V170H176L177 168H176V167H175V168L171 167ZM171 168H169V170H170ZM180 168H182V167H180ZM180 168H179V169H180ZM187 168H188V166H187ZM187 168H185V170H186L187 172L191 171V168H190L189 171L187 170ZM205 168H206V167H204V168H202V169H205ZM228 168H226V169H228ZM236 168H237V167H236ZM251 168H253V167L251 166ZM260 168H262V167H260ZM5 169H7V168H5ZM132 169H131V170H132ZM152 169H151V170H152ZM202 169H201V170H202ZM255 169H254V170H255ZM3 170H4V168H3ZM121 170H122V168L120 169V171H121ZM124 170H125V168H124ZM156 170H155V171H156ZM162 170H163V169H162ZM217 170H219V169H217ZM234 170H235V169H234ZM252 170H253V169H251V171H252ZM254 170H253V172H255ZM117 171H118V170H117ZM120 171H119V172H120ZM125 171H126V170H125ZM152 171H153V174H154V173H155L154 170H152ZM158 171H159V173H160V170H158ZM158 171H156V172H158ZM210 171H211V170H208V171H206V172L209 173ZM214 171H215V170H214ZM231 171H232V170H231ZM245 171H246V170H245ZM259 171H260V172H259ZM259 171H257V172H259L258 175L260 176V174L263 173V172H262L260 169H259ZM19 172H22V173H19V177L21 176L23 179H25V180H29V178H30L29 176H30V175L27 176L29 173H27V175L25 176V174H24L23 171H19ZM225 172H226V171H225ZM234 172H235V171H233V174H234ZM248 172H249V171H248ZM257 172H256V173H257ZM9 173H10V172H9ZM127 173H128V171H127ZM162 173H163V172H161V174H162ZM180 173H181V171H180ZM184 173H185V172H184ZM190 173H192V172H190ZM214 173H217V172L215 171ZM219 173H220V171H219ZM245 173H246V172H245ZM245 173H244V174H245ZM118 174H119V173H118ZM120 174L123 175V172H120ZM120 174H119V179L121 180L122 184H119L120 181H118V184L120 185V187L122 186V188H124V181H125V180L127 181V179H124V178H125V177H124L125 175L122 177V175H120ZM138 174H139V173H138ZM142 174H144V173H142ZM150 174L153 175L152 173H150ZM164 174H165V172L163 173V175H164ZM198 174H199V173H198ZM217 174H218V173H217ZM227 174H228V176H227ZM233 174H232V175H233ZM246 174H248V173H246ZM250 174H251V172H250ZM130 175H131V174H130ZM130 175H129V178H131ZM151 175L148 176L149 179H150V178L152 179V177H154V179H155V175H156V174L153 175V176H151ZM166 175H167V174H165V176H164V178H163V180H162V187H163V189H164V184H163V183H165V184L168 185V181H167V179H166ZM183 175L185 176V174H183ZM186 175H187V173H186ZM190 175H191V174H190ZM218 175H220V174H218ZM224 175H226L225 177H229L230 179H232V178H231L232 176H230L231 174H229V171H227V173H224ZM252 175H253V174H252ZM32 176H34V175H32ZM81 176H82V175H81ZM135 176L138 177V175H135ZM141 176H143V175H141ZM141 176H140V178H141ZM146 176H147V175H146ZM167 176H168V175H167ZM169 176H170V175H169ZM220 176H221V175H220ZM222 176H223V174H222ZM233 176H234V175H233ZM238 176H239V175H238ZM244 176H245V175H244ZM254 176L257 177V175H254ZM259 176H258L257 178H259ZM16 177H18L17 174H16ZM28 177H29V178H28ZM82 177H83V176H82ZM127 177H128V176H127ZM157 177H158V175H157ZM182 177H183V176H182ZM190 177H191V176H190ZM193 177H194V176H193ZM196 177H197V176H196ZM225 177H224V178H225ZM252 177H253V176H252ZM252 177H251V179H252ZM27 178H28V179H27ZM83 178H84V177H83ZM85 178H86V177H85ZM143 178H145V177H143ZM158 178L161 179V177H158ZM168 178H169V177H168ZM180 178H181V177H180ZM199 178H200V177H199ZM229 178H227V179H229ZM233 178H234V177H233ZM242 178H244V177H242ZM249 178H250V176H249ZM145 179H146V178H145ZM149 179H148V182H151V183H152V181H150ZM154 179H152V180H154ZM169 179H170V178H169ZM173 179H176V178L173 177V178L170 179V180H173ZM225 179H226V178H225ZM227 179H226V181H225L226 183H227ZM235 179H237V178H235ZM235 179H233V180L236 181V183H238L237 181H240V180H238V179H237V180H235ZM254 179H255V178H254ZM31 180H32V178H31ZM33 180H35V179H33ZM123 180H124V181H123ZM178 180H180V179H178ZM185 180H186V179H185ZM194 180H195V179H194ZM223 180H224V179H223ZM241 180H242V179H241ZM244 180L246 181L247 179H244ZM258 180H259V181H258ZM262 180H264V178H261V181H262ZM60 181H61V180H60ZM155 181H156V180H155ZM176 181H177V180H176ZM181 181H182V180H181ZM191 181H192V180H191ZM191 181H190V182H191ZM228 181H229V180H228ZM231 181H232V180H231ZM4 182H5V180H4ZM38 182H39V181H37L36 183H38ZM56 182H57V181H55V183H56ZM121 182H120V183H121ZM144 182H145V181H144ZM166 182H167V183H166ZM170 182H171V181H170ZM173 182H174V181H173ZM177 182H178V181H177ZM192 182H193V181H192ZM192 182H191L190 184H192ZM200 182H201V180H200ZM223 182H224V181H223ZM229 182H230V181H229ZM229 182H228V185H229ZM246 182H248V181H246ZM252 182H254V180H252ZM252 182H251V184H252ZM256 182L259 183V182H260V178L257 179ZM256 182H254L255 185H256ZM30 183H31V182H30ZM36 183H32V184L36 185ZM151 183H150V184H151ZM154 183H155V182H154ZM202 183H203V180H202ZM202 183H200V184H202ZM205 183H206L205 185H207V184L210 185L207 181H206ZM226 183H224V184H226ZM38 184H39V185L41 184L40 186L43 185V187H45L44 184H42V183H40V182H39ZM58 184H60L59 181H58L57 185H58ZM63 184H64V183L62 182L61 185L63 186ZM136 184H138V183H136ZM136 184L133 183V184H132V185H133L132 187H133L134 189L137 190L139 187H138ZM179 184H180V181L178 182V185H179ZM203 184H204V183H203ZM203 184L201 185V188H200V189H199V187H198V189H199L198 192H199V191H202V192H203V190L205 189V187H204V189H203V187H202ZM52 185H53V187H54V182H53ZM52 185H50V186H52ZM55 185H56V184H55ZM116 185H117V183H116ZM195 185H196V184H195ZM208 185H207V187H208ZM219 185H220V184H219ZM226 185H227V184H226ZM247 185H248V184H247ZM247 185H246V188L248 187ZM258 185H259V184H258ZM258 185H257V186H258ZM263 185H264V184H263ZM28 186H29V185H28ZM36 186H37V185H36ZM47 186H48V185H47ZM47 186H46V188H47ZM50 186H49V187H50ZM73 186H74V185H73ZM141 186H142V185H141ZM149 186H150V185H149ZM170 186H172V185H170ZM179 186L181 187L182 185H179ZM179 186H177V187H179ZM199 186H200V185H199ZM221 186H222V185H221ZM224 186H225V185H224ZM224 186H222L223 189H224ZM235 186H236V185H235ZM235 186H234V187H235ZM252 186H254V185H252ZM257 186H256V187H257ZM16 187H17V186H16ZM18 187H19V186H18ZM29 187H30V186H29ZM37 187H39V186H37ZM59 187H60V186H59ZM59 187H58V188H59ZM63 187H64V186H63ZM68 187H69V186H68ZM117 187H118V186H116V188H117ZM142 187H143V186H142ZM150 187H151V186H150ZM167 187H168V186H166V189H167ZM196 187H197V186H196ZM207 187H206V188H207ZM211 187H212V185H210L208 188L211 189ZM216 187H217V186H216ZM216 187H215V188H216ZM222 187H219V190H220V191L222 190ZM243 187H245V186H243ZM261 187H263V186H261ZM13 188H15V187H13ZM13 188H10V189H12V190L14 191ZM51 188H52V187H51ZM60 188H62V187H60ZM64 188H65V187H64ZM95 188H96V187H95ZM122 188H121V189H122ZM151 188H153V187H151ZM160 188H161V187H160ZM181 188H182V187H181ZM208 188H207V189H208ZM228 188H229V187H228ZM231 188H232V187H231ZM249 188H250V187H249ZM253 188H254V187H252L251 190H252ZM30 189H31V188H30ZM30 189H28V190H30ZM33 189H34V187H33ZM48 189H50V188H48ZM55 189H57V188H55ZM90 189H91V188H90ZM90 189H89V190H90ZM105 189H107V188H105ZM117 189H118V188H117ZM121 189L119 190V192H120V191H121V192L123 191V189H122V190H121ZM124 189H125V188H124ZM153 189H154V188H153ZM153 189L150 190V192L153 191ZM161 189H162V188H161ZM166 189H165V190H166ZM172 189H173V188H172ZM196 189H197V188H196ZM201 189H202V190H201ZM207 189H205V190H206V191H204L205 193H207V191L209 190V189H208V190H207ZM254 189H255V188H254ZM257 189H259V187H258ZM257 189H255V190H257ZM28 190H25V191H28ZM31 190H32V189H31ZM31 190H30V191H31ZM38 190H39V189H38ZM52 190L54 191V188H53ZM62 190H63V189H62ZM71 190H72V189H71ZM91 190H92V189H91ZM96 190H97V189H96ZM127 190H128V189H127ZM146 190H147V189H146ZM165 190H164V191H165ZM180 190H182V189H179V191H180ZM219 190H218V192H219ZM259 190H260V189H259ZM259 190H258V191H259ZM261 190H262V188H261ZM261 190H260L259 192L264 194V192H261ZM10 191H11V190H10ZM15 191H16V189H15ZM20 191H21V190H20ZM34 191H35V190H34ZM34 191H31V192H34ZM50 191H51V190H50ZM58 191H60V189H59ZM73 191H75V190H73ZM73 191H70V192L72 193ZM105 191H107V190H105ZM125 191H126V190H125ZM131 191H132V190H131ZM143 191H145V190H143ZM147 191H148V190H147ZM167 191H171V190L168 189ZM175 191H176V192H175ZM179 191H177V190L174 189L175 195H176V194H181V193H183L182 191H181L180 193H178ZM196 191H197V190H196ZM239 191H240V190H239ZM239 191H238L236 194H238V193H239V194H240V193H243V192H241V191L239 192ZM252 191H253V190H252ZM252 191H251V192H252ZM263 191H264V190H263ZM18 192H19V191H18ZM21 192H22V191H21ZM23 192H24V191H23ZM45 192H46V191H45ZM75 192H76V191H75ZM92 192H94V191H92ZM107 192H110V189H109ZM121 192H120V193H121ZM127 192H128V191H127ZM133 192H134V191H133ZM133 192H132V193H133ZM138 192H139V191H138ZM158 192H159V191H158ZM158 192H156V190H154L153 192L150 193V195H147V196H146V195H145V196L140 195L141 193H140V194H137V195H136V199L138 198V201L140 200V203L138 202V204H137V203H136V204H133V203H132L133 201H132V202L127 201V200L125 201V199H124L125 202L120 203V204H118L117 206L114 205V207H112V208L109 209V210H111V211L106 210V211H107V212H106V211L104 210L106 213H105V212H104V213L102 212L103 214H101V215H102V216L104 215V217H105L106 219H110V217H109L110 214L113 213V212H114V213H118V210L120 211V213H125V212H126L125 214H127L128 212L131 213V211H133L134 209H137L138 211H139V210H142V209H154V210H155V208H159V207H160V206H159L160 202H159V204H158V201H155V198H156V197L161 196L160 192H159V193H158ZM186 192H187V190L185 191V194L187 195L188 193H186ZM192 192H194L193 189H192ZM204 192H203V193H204ZM247 192L251 193L250 191H247ZM247 192H246V193H247ZM259 192H258V194H259ZM19 193H20V192H19ZM49 193H50V192H49ZM52 193L55 194V191L52 192ZM61 193H62V191H61ZM68 193H69V191H68ZM84 193H85V190H84ZM88 193H90V192H88ZM102 193H103V192H102ZM105 193H106V192H105ZM120 193H119V194H120ZM123 193H124V195H125V192H123ZM129 193H130V191H129ZM136 193H137V191H135V193H133V194L135 195ZM143 193H144V192H143ZM143 193H142V194H143ZM146 193H147V192H146ZM194 193H196V192H194ZM200 193H201V192H200ZM200 193H198V194H200ZM208 193H209V191H208ZM244 193H245V191H244ZM249 193H248V194H249ZM9 194H11V192H9ZM12 194H14V193L12 192ZM16 194H17V191H16ZM22 194H23V193H22ZM47 194H48V193H47ZM76 194H77V193H76ZM78 194H79V195H78ZM78 194H77V195H78L79 197L82 196V193H81V196H80V193H78ZM106 194H107V193H106ZM121 194H122V193H121ZM121 194H120V195H121ZM239 194H238V195H239ZM253 194H255V193H253ZM258 194H257V195H258ZM20 195H21V193H20ZM23 195H25V192H24ZM28 195H29V194H27V196H28ZM31 195H32V194L29 195L28 199H30ZM48 195H50V194H48ZM71 195H72V194H71ZM71 195H70V196H71ZM73 195H74V193H73ZM92 195H93V193H92ZM164 195H168V194H164ZM189 195H190V194H189ZM196 195H197V194H196ZM201 195H202V194H201ZM201 195H200V196H201ZM206 195L208 196V194H204V195H202V196L204 197V198H202V199H201L200 196H196V198H197V199H196L197 202L199 201V198H198V197H200L201 202H202V204H203V201H202V200H203V199H204V200L206 199V198H205ZM214 195H216V194H214ZM227 195H228V194H227ZM243 195H244V194H242V197H243L244 199H245V197H246V200H247V196H246V194H245V196H243ZM255 195H256V194H255ZM255 195H254V196H255ZM17 196H18V195H17ZM52 196H53V195H52ZM61 196H62V195H61ZM65 196H66V195H65ZM74 196L76 197V195H74ZM122 196H123V195H122ZM258 196H259V195H258ZM258 196H257V197H258ZM260 196H261L260 199H262V198L264 199V195H263V197H262V195H260ZM260 196H259V197H260ZM19 197H20V196H19ZM19 197H18V198H19ZM22 197H23V196H21V198H22ZM75 197H74V198H75ZM79 197H78V198H79ZM134 197H135V196H134ZM186 197H187V196H186ZM190 197H191V195H190ZM193 197H194V196H193ZM210 197H211V196H210ZM234 197H239V196L234 195ZM249 197L252 199V197H251L250 194H249ZM12 198H13V196H12ZM18 198L16 197V199H18ZM25 198H26V197H25ZM82 198L85 199L83 196H82ZM89 198H90V197H89ZM123 198H124V197H123ZM165 198L167 199V203H170L171 199H169V195H168V197L165 196ZM171 198H172V197H171ZM211 198H212V197H211ZM229 198H230V196H229ZM240 198H241V195H240ZM243 198H242L241 200H239V198H238V201H237V202L244 200ZM5 199H6V198H5ZM16 199H14V200L16 201ZM19 199H20V198H19ZM26 199H27V198H26ZM28 199L25 200V202L29 201ZM47 199L49 200V202H51V201H53V200H56V201L59 202L61 198H60V197H58V198H57V197L54 198V196H53V197H49V198H47ZM87 199H88V198H87ZM157 199H158V198H157ZM162 199H164V197H163ZM166 199H165V201H166ZM168 199H169V200H168ZM172 199H173V198H172ZM185 199H186V200L188 199L187 202H190V203L193 202V201H189V198H185ZM263 199H262V201L264 202ZM11 200H13V199H11ZM48 200H47V201H48ZM190 200H192V197H191ZM196 200H195V202H196ZM206 200H207V199H206ZM208 200H209V198H208ZM246 200H244V201H246ZM248 200H249V199H248ZM18 201H19V200H18ZM159 201H160V200H159ZM173 201H174V200H173ZM180 201H181V200H180ZM209 201H210V200H209ZM219 201H220V200H219ZM222 201H223V200H222ZM231 201H232V200H231ZM234 201H235V200H234ZM262 201L260 200V202H262ZM16 202H17V201H16ZM25 202L21 201V203H23V204H24ZM49 202H48V203H49ZM183 202H184V201H183ZM201 202H200V203H201ZM210 202H211V201H210ZM217 202H218V201H217ZM235 202H236V201H235ZM237 202L234 203V204H236L235 206L237 207V209H240L241 205H240V207H239V205L237 206V204H238ZM246 202H248V201H246ZM246 202H245V204H246ZM254 202H255V201H254V199H253V203H252V202H250V203H251V204H255ZM18 203H19V202H18ZM198 203H199V202H198ZM198 203H197L196 207H198V206L200 205V203H199V204H198ZM225 203H226V202H225ZM229 203H231V202H229ZM257 203H259V202H257ZM12 204H13V203H12ZM202 204H201V205H202ZM206 204H207V203H206ZM212 204H213V203H212ZM212 204H211V205H212ZM217 204H219L220 206L222 205V204H220V203H217ZM241 204H243V203L241 202ZM245 204L242 205V206H245ZM262 204H263V203H262ZM188 205H189L188 203L185 204V203H182V202H181L180 206H179V204L175 205V206H176L175 210H177L178 212L184 213V215H185L186 212H187V217L185 216L186 218H185V217H184V218H182V217L180 218L178 215H171V219L168 221L167 224H170L171 222H172V223H174V222H175V223H177V222L179 223L178 220H180V223L183 224V225H184V224H192V225H194V226L196 227L197 231H198V230H199V231H202V230H204V229H212V230H214V231L217 230L218 232H220V234L218 233V235L222 238V243H223V244H222V247H223L226 251H228V248H229L230 246H232L233 244H235L236 242H238L239 239L236 238V237H234V236H232V235H230V234L226 231V230H227L226 228H225L226 230H225V229H221V228L219 229V227H218L219 224L216 225V223L206 220V217H204L205 215L203 216V213H202V214H201V213H197V214H198L199 217L202 216L205 220H204L202 217H201V218H202L203 220H201L200 218H197V219H195V218L192 219L191 217L189 218L190 215H188V213L190 212V210H191L192 208L190 209V207H189ZM248 205H249V204L247 203V206H248ZM36 206H37V205H36ZM36 206H35V208H36ZM68 206H70V205H68ZM165 206H166V205H165ZM213 206H214V204H213ZM247 206H245L244 208H245V209L248 208ZM251 206H252V205H251ZM254 206H256V204H255ZM260 206H262V205H260ZM260 206H259V207H260ZM263 206H264V205H263ZM173 207H174L173 205H167V208L172 209ZM208 207H209V206H208ZM210 207H211V206H210ZM210 207H209V210H211V208H212V207H211V208H210ZM221 207H224V206L222 205ZM236 207H234V208H236ZM238 207H239V208H238ZM256 207L258 208V206H256ZM33 208H34V207H33ZM35 208H34V209H35ZM38 208H39V205H38ZM49 208H53V209H54L53 213H55V211H59L57 208H54V207H52V206H49ZM204 208H205V207H204ZM253 208H254V207H253ZM253 208L251 207V210H253ZM45 209H46V206H45ZM199 209H201L200 206H199ZM218 209H219V208H218ZM241 209H242V213H243V212H244V211H243V208H241ZM40 210H41V209H40ZM99 210H100V209H99ZM101 210H102V209H101ZM159 210H160V208H159ZM223 210H224V208L222 209V211H223ZM229 210H230V207H229V209L227 210V212H225V213L228 214V213H229ZM263 210H264V209H263ZM48 211H49V210H48ZM50 211H52V210L50 209ZM65 211H66V213H67L68 215H71V214H74V213H82V211H79V210L77 209V207H75V206H71V207L67 208ZM116 211H117V212H116ZM185 211H186V212H185ZM217 211H219V213H220V209H219V210L216 209V212H217ZM238 211H239V210H238ZM249 211H250V210H249ZM258 211H259V210H258ZM40 212H41V211H40ZM133 212H134V211H133ZM135 212H136V211H135ZM135 212H134V213H135ZM205 212H206V211H205ZM214 212H215V211H214ZM252 212H254V211H252ZM259 212H260V211H259ZM45 213H46V212H45ZM230 213H231V212H230ZM232 213H233V212H232ZM242 213H240V214L242 215ZM248 213H251V212H248ZM262 213H263V212H262ZM30 214H33V213H30ZM56 214H59V212L56 213ZM128 214H129V213H128ZM252 214H254V213H252ZM263 214H264V213H263ZM263 214H262V215H263ZM50 215H51V214H50ZM231 215H232V217H239V216H240V215L238 216V214L235 215V216H233L234 214H231ZM44 216H46V214H45ZM55 216H56V215H55ZM225 216H226V215H225ZM250 216H252V215H249V217H250ZM48 217H49V216H48ZM48 217H47V218H48ZM150 217H151V216H150ZM221 217H222V213H221L220 218H221ZM226 217H229V216H226ZM226 217H225V218H226ZM256 217H258V216H256ZM43 218H44V217H43ZM45 218H46V217H45ZM56 218H57V217H56ZM220 218H218V220H219ZM222 219H223V218H222ZM246 219H247V220H246V222H247L248 219H250V218H246ZM252 219L254 220V217H253V216H252ZM258 219H259V218H258ZM146 220H147V219H146ZM225 220H226V219H225ZM228 220H230V218H229ZM228 220H226V221L229 223L231 220H230V221H228ZM203 221H204V222H203ZM30 222H31V221H30ZM45 222H46V221H45ZM244 222H245V221H244ZM249 222H250V221H249ZM41 223H42V222H40V224H41ZM27 224H28V222H27ZM29 224H30V223H29ZM29 224H28V226H29ZM31 224H35V225H36V222H35V223L31 222ZM40 224H39V225H40ZM237 224H238V223H237ZM37 225H38V223H37ZM46 225H47V224H46ZM144 225H146V224H144ZM151 225H153V224H151ZM30 226H31V225H30ZM33 226H34V225H33ZM40 226H41V225H40ZM42 226L46 227L44 224H42ZM142 226H143V224H142ZM153 226L155 227V225H153ZM238 226H239V225H238ZM38 227H39V226H38ZM144 227H145V226H144ZM220 227H221V225H220ZM222 228H224V227H222ZM117 229H118V228H117ZM151 229H152V228H151ZM165 229H166V228H165ZM152 230H153V229H152ZM152 230H151V231H152ZM162 230H163V229H162ZM79 231H80V230H79ZM79 231H78V230H77V231L72 230V231H68L66 234H68V236L71 237V236H75L76 233H78ZM156 231H157V230H155V232H156ZM182 231L184 232L185 230H182ZM199 231H198V232H199ZM80 232H81V231H80ZM152 232H153V231H152ZM202 232H203V231H202ZM92 233H93V232H92V231H89V230H88V231H84V232H82V236L86 238L87 236H89V235L92 234ZM117 233H119V232H118L116 229H114V230L111 232V234L114 235V237H115V236L118 237V236H117ZM123 233H124V232H123ZM184 233H185V232H184ZM237 233H238V232H237ZM240 233H241V232H240ZM129 234H130V233H129ZM185 234H186V233H185ZM247 234H248V233H247ZM154 235L156 236V237L154 236V237L156 238V240L158 239L157 241H160L161 238L157 237V233L154 234ZM186 235H187V234H186ZM68 236H67V238H68ZM180 236H181V237H184V236H182V234H180ZM187 236H189V235H187ZM216 236H217V235H216ZM243 236H244V235H243ZM178 237H179V236H178ZM181 237H180V238H181ZM180 238H179V239H180ZM184 238H185V237H184ZM252 238H253V237H252ZM174 239H175V238H174ZM182 239H183V238H182ZM186 239H187V238L183 239V243H185L184 241H185ZM176 240H177V238H176ZM261 240H262V239H261ZM162 242H163V240H162ZM180 242H181V241H180ZM187 242H188V241H187ZM206 242H207V241H206ZM239 242H240V241H239ZM165 243H166V242H165ZM166 245L169 246V243L166 244ZM171 245H172V244H171ZM180 245H181V244H180ZM249 245H250V244H249ZM251 245H252V244H251ZM178 246H179V245H178ZM190 246H192V245H190ZM193 246H194V245H193ZM241 246H242V241H241ZM247 246H248V245H247ZM179 247H180V246H179ZM185 247H186V246H185ZM216 247H217V246H216ZM253 247H254V246H253ZM262 247H264V246L262 245ZM167 248H168V247H167ZM169 248H170V247H169ZM187 248H188V246H187ZM247 248H248V247H247ZM195 249H196V248H195ZM192 250H193V249H192ZM192 250H190L191 253L194 251V250H193V251H192ZM250 250H251V249H250ZM179 251H180V250H179ZM185 252H186V250H185ZM190 252H187V253L190 254ZM198 252H199V251H198ZM154 253H156V252H154ZM168 253H169V252H168ZM187 253H186V254H187ZM219 253L221 254V252H219ZM224 253H225V252H224ZM250 253H251V252H250ZM253 253H255V255L257 256V259H256V258H255V259H254V258L252 259V257H251V259H249V261L252 262V260H253L255 263L264 264V249H262V248L256 246V247L254 248V252H253ZM194 254H198V253H195V251H194ZM154 255H155V254H154ZM225 255H226V254H225ZM225 255H224V256H225ZM72 256H74L73 253H72ZM72 256H70V257H72ZM85 256H86V255H85ZM140 256H142V255H140ZM144 256H145V255H144ZM197 256L201 258V256H199V255H197ZM80 257H81V256H80ZM80 257H79V258H80ZM86 257L88 258V256H86ZM164 257H166V256H164ZM222 257H223V256H222ZM74 258H75V260L77 259L76 261L79 260V258L76 257V256H74ZM74 258H73V259H74ZM82 258H83V257H82ZM143 258H144V257H143ZM162 258H163V257H162ZM176 258H177V257H176ZM66 259H68V258H66ZM71 259H72V258H71ZM71 259H70V260H71ZM145 259H146V258H145ZM80 260H81V259H80ZM165 260H166V259H165ZM171 260H172V259H170L169 262H171ZM163 261H164V260H163ZM238 261H239V264H243V262H242L243 259H238ZM165 262H167V260H166ZM165 262H163V263H165ZM169 262H167V264H169ZM172 262H173V261H172ZM254 262H253V263H254ZM80 263H81V261H80ZM82 264H83V263H82ZM154 264H155V263H154ZM236 264H237V262H236Z\"/></svg>","mask_w":264,"mask_h":264}]
</instances>
